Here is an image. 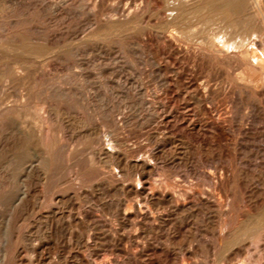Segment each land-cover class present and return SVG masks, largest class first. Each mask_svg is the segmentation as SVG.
I'll use <instances>...</instances> for the list:
<instances>
[{"label": "rangeland", "instance_id": "obj_1", "mask_svg": "<svg viewBox=\"0 0 264 264\" xmlns=\"http://www.w3.org/2000/svg\"><path fill=\"white\" fill-rule=\"evenodd\" d=\"M12 1H14V2H12ZM122 1H124V2H122ZM138 1H140V2H138ZM147 1L148 0H137V2H136V0L134 2H133V0L132 1L131 0H108V1L107 0H101V1L100 0H93V1L92 0H0V5H1L0 8L2 7L0 9V32H2V33H0V42L8 39V37H10V38L13 37L12 39L15 38V40H16V38H17V40L16 41H12L10 38L8 40L12 41L15 44L18 41V39H19V41H20V39L23 40V39H25V36L28 35V34H31V33L35 34L36 33L38 35V33H39V34L47 35L48 38L51 41L55 42V40H56V42H59V44L62 43V44L65 45L66 44V40L65 39H68V37L66 38V35H65L66 31H72V30L81 29V28L87 29V31H91L92 30V32H95V33L98 32V34L107 31L110 26H113V23L110 24L111 22L110 21L108 22V18H107V13L110 12L112 7H116V6L119 7V5H120L121 8L119 7L120 11L116 15V20L118 18L120 19V17H121L120 20L123 21L125 17H124V15H122L124 13H122L121 9H123L127 5V3H129V4L135 3V4H138L140 6V9L137 12L136 17L133 18V20L135 22V24H134L135 25V27H134V32L135 33L131 37L132 40H131V38H127V37L125 38L124 37V38H122L121 43L120 42H118V43L111 42L110 43V41H108V43H105L107 45L106 47H105V45L103 46L102 44H99L97 42H96V45H95V41H94L95 39L93 40L94 43L92 42V40H90L91 42L88 41L89 42L88 45H84L85 47L82 48L83 51H80V53L78 55H73V54L68 53V51H65L60 57H57L55 59H51V60L47 61L45 64H41L39 66V63H35L36 67L34 66V64L30 65L29 69H27L25 74H23L25 76L24 78H22L23 75L21 77L17 76V80H16L12 76H9V77H6L4 79V82L3 81L0 82V83H2L0 85V88H1L0 89V99L2 100V101L0 100V105H1L0 109L3 108V111L0 110V115H1L0 118L2 117L0 120H2V121L4 120L3 125L1 124L2 121H0V129H2V131L0 130V139L2 141H4V143L5 142L8 143V144L5 143L4 144L5 146L4 145H2V146L0 145V148L2 149V150L0 149L1 152H2V153L0 152L1 153L0 157L6 158L8 155H10V153H11V155H17V156L22 155V156H24L27 153V154H30V156L32 158H34V160L36 158V160H35L36 163L39 165V168L40 167L42 168L41 164L43 162L42 160H43V157L46 154V151L52 150L51 157L57 156V158H59V160L61 161L59 164H62V165H60V167L58 169L59 171H57L58 173L55 176L51 177V179L47 183V185L46 184L43 185V187H42L43 188V197L42 198L41 197L38 198L39 195H41L40 192H39L40 191L39 189H41L42 185L38 182L37 174L34 175V178L32 180V187L30 189V192H29V195H28V198H27L28 202H26V205H24L25 208H23L25 210H23V209L21 210L20 207L18 209H15L16 212H15V210H13L11 218L12 219L16 218V219H13V222L14 221L15 222H14V224L12 226H11L10 223H7L5 219L4 220L2 219L5 224L3 222L0 223V239H1L0 240V258L3 255L2 252L4 251V249H6V251L8 252V255H7V258H6L4 264H6V263L7 264H20V263L21 264H41L42 263L43 264L44 259H46V261H52L54 264H60V263L61 264H74V263L77 264L75 262V260L77 261L78 257L82 258V259L89 260L91 255H93V252H97V253H99L101 255H102V253H105V252H117L115 250V248L111 245L112 243L111 242L109 243V241H107V237H106L107 234L105 232L108 228L111 229L110 228L111 226H113V225L115 226L116 225L115 222H114L113 215L110 214V208L109 207L113 206V207H111V212H112V209L115 207V204L118 203L117 201H124L125 199H128V195L126 194V192L124 190L136 178L135 174H138L140 172L139 164H137V163H139V161L141 162V161L146 160V159H147L146 161L148 163V168H149L147 171H148V173L151 175V177L153 179L155 178L157 180V182L164 181V180H166L168 178L173 177L175 174L178 173L179 176H181L180 179H182V178L184 179V181H185V182H183L184 184L188 183V181H189V183L190 182L192 183V187H194L196 185L195 182L197 183V185L194 187L195 189L193 188V189H190V190L205 191V189H206V192L210 193L209 197L212 200V202H217V201L218 202L219 201L222 202V204H223V212L222 213L223 214H221V211L214 204H212V206H209L206 209L205 207L201 206V204L199 202H197L196 203L197 206L194 207L195 209L194 208L190 209L189 203L186 202L185 204L182 205L183 206V211H182L183 213L181 212L180 214H175V215H174V213L171 212V210H170V208H168V206H164L163 207V206L159 205V207H158V205H157V207H156V205L149 204L150 207L152 208L151 210L153 211L154 215L157 216V219H156L157 221L154 220L153 218L152 219L149 218L146 221V223H144L143 228H140V230H138L139 227L134 228V230H133V236H134L133 239L131 241L126 242L124 244V246H126V251L125 252H127V253L123 254L120 257L119 256H115L116 261H115V263H112V264H117V260H118V264H173V263L174 264H178V263L181 264L183 262V259H184V262H186L185 264H230V263L231 264H244V263L245 264H256V263L260 264L261 262H262L261 264H264V223L262 221L264 219V215H263L264 214L263 213L264 212V209H263L264 208V201H263L264 197L261 196V195H264V186L262 187V185H263L262 181H264V174H262L264 172V163L262 164L260 162L258 164H253V163L251 164L249 162L248 163L244 162V164H248L247 168H249L250 170L248 169V171H244V170L239 171L240 170V162H239V160H236L234 162L236 164H234L232 162L233 160H231L230 157L225 154L227 152V149H229L231 151L232 150L234 151L236 145H238V147L244 148L245 145L247 144V142L250 141L249 138L251 136L246 135L245 129L247 130V132H249V131L251 132L256 127L261 126V122H259L258 118H257L258 116L255 115V113L252 111V109L251 108L246 109V108L243 107L245 105L244 97L240 94V91H239L238 88H234L233 87V83H232V80H231L235 73L238 74V72L239 73L241 72V71H238V70L242 69L240 67H244V65L242 63L243 62L242 55L241 54L237 55L239 58L237 56H233L231 58H226V59L224 58L223 59L222 57H217V55H215L214 51L212 50V48L210 46H208L206 44H203V43H198V44L197 43H188L184 39H183V41H185L186 43H184L182 41V39L177 40L176 41L177 44L174 45L175 46L174 49H170L166 45V43H164L165 42V38L163 39L162 36H161V33H160V30H161L160 26L162 25V21L164 19L163 17L165 16V12H166V11H164V10H166V7L164 8V6H165L164 5V1L163 0L158 1L159 2L158 4L156 3V0H153V1L149 0L148 1L149 3ZM161 1H163V2H161ZM123 3L126 4V5L124 6ZM154 3H156L157 5L156 4L154 5ZM148 7H150L151 9L148 8ZM154 8L156 10H154ZM2 9H3V11H2ZM142 9H144V10H142ZM145 10H146L147 13L145 12ZM91 11H93V12H91ZM141 11H143V12H141ZM138 13L143 15V16H138ZM148 13H150V14H148ZM154 13H155V15H154ZM91 14L94 15V16H92ZM95 14L98 15V16L101 15L100 16L101 17V19H100L101 21L98 20L100 17L96 16ZM150 15H152V16H150ZM156 16H157V18H156ZM95 17H97V18L95 19ZM146 17H148V18H146ZM149 19H152V20H149ZM153 19H154V21H153ZM98 21H100L101 23H99ZM126 21H127V19H126ZM88 22H90V23L88 24ZM124 22H125V20H124ZM145 22H147V23H145ZM120 23H122V22H120ZM139 23H142V24L139 25ZM155 23H157V24H155ZM102 24L107 27V30ZM108 24L110 26H108ZM146 24L150 25L149 28H148V26L146 27ZM89 25H90V27H89ZM32 26H35V27H32ZM95 26L97 27V29H96ZM29 28H31V29H29ZM65 28H67V29H65ZM100 28H102V29H100ZM263 28L261 30L262 34H261V38H260V43H261L260 46L262 47V50H264V43H263L264 42V40H263L264 39V29ZM155 29H160V30L158 32V30H155ZM3 30L6 31V32H4ZM155 31H156V34H154ZM3 32H4V34H3ZM7 32H10V33H7ZM58 32H59L60 35L58 34ZM9 34H11V35H9ZM4 35L7 38L4 37ZM58 35L60 36V38H59ZM139 36H140V38H138ZM133 37H135V38H133ZM157 37H159V38H157ZM161 39H163V40H161ZM123 40H125V41H123ZM128 40L130 42H132V43H130ZM153 41H154V45H153ZM126 42L129 43L130 45L127 44ZM150 43H152V44H150ZM160 43H161V45H160ZM178 43H179V46H178ZM189 45L190 46L192 45L191 48L189 47ZM196 45H198V47ZM154 46H155V48L157 50L156 53H155ZM183 46L185 48H183ZM186 46H188V47H186ZM192 47H194V48H192ZM199 47H201L202 49L199 48ZM204 48H205V50H204ZM248 48L251 49V45H248ZM165 49H166V51H165ZM180 50H182V51H180ZM208 50L211 51V52H209ZM177 51H178V53H177ZM206 52H207V54H206ZM212 53H214V54H212ZM1 54L2 53H0V57L3 55V54L2 55ZM196 54H197L198 57L196 56ZM186 55H188V56H186ZM159 56H160V59H159ZM207 56H209V57H207ZM211 56L213 58L210 59ZM204 58H206L207 62L204 61L205 60ZM218 58L221 59L222 61L219 60ZM230 59L233 60V63H232V61ZM210 60L213 61V64H212V62ZM214 60H215V63H214ZM16 61L17 60L13 56H10V55H8V57L6 55L2 56V58H0V73L1 74L2 73L3 74H8L9 71L11 70L10 68H12L13 66H17L18 65V63ZM177 61H178V63L179 62H181V63L178 64V63H176ZM194 61H196V62H194ZM219 61H220V63H219ZM166 62L168 63L167 64L168 67H165V66H167ZM221 62H223V63H221ZM200 63H203V65H201ZM214 64H216L215 65L216 67L213 66ZM218 64H220V65H218ZM79 65H80V67H79ZM205 65H207V66H205ZM234 65H236L237 68H236V66L234 67ZM238 66H240V67H238ZM40 67H41L42 71H40L41 70ZM46 67H48L49 70H47ZM77 67H79V68H77ZM230 67H232L233 69L232 68L230 69ZM31 68H33V69H31ZM220 68H223V70L220 69ZM258 68L259 67H257V69ZM43 69H44V71H43ZM236 69H237V71H236ZM232 70H233V72H232ZM34 72H35V74H34ZM211 73H212V75H211ZM213 73H216V75L213 74ZM223 73H225V74H223ZM226 73H228V76L226 75ZM232 73H233V75H232ZM31 74H32V76H31ZM179 74H180V76H178ZM76 76H78V78ZM183 76H184V78H183ZM15 78H16V76H15ZM29 78H31V79L29 80ZM32 78H33V80H32ZM83 78H85V79H83ZM20 79H21V81L22 80L23 81L19 82ZM27 80L29 82H27ZM75 80H76V82H75ZM105 80H107V81H105ZM8 81L9 82L12 81V82L9 83ZM174 81H175V83H174ZM17 82L19 83V86H20L19 88H18V83ZM55 82H57V83H55ZM8 83H9V85L11 87L8 86ZM21 83H22V85H21ZM60 83L62 84V86H61ZM185 83H187V84H185ZM215 83H216V85H215ZM57 84H60V87L57 86ZM102 84H104V85H102ZM203 84L205 86H207L208 90H205V86ZM3 85L6 86V87L8 86L7 88L4 87V95H2ZM195 85H197V87H195ZM227 85H228V87H227ZM26 86H29V89ZM104 86L106 88H104ZM216 87H218V88H216ZM222 87L224 88L223 91H222ZM231 87H233L234 89L231 88ZM56 88H57V90H56ZM237 89H238V92H237ZM60 90H61V92H60ZM140 90H142V92L143 91L144 92L140 93L141 92ZM213 90H216V91L213 92ZM228 90H231V91H228ZM31 91H32V93H30ZM232 91H234V92H232ZM227 92H230V93H227ZM138 93H140V94H138ZM19 94H20V96H19ZM201 94H202L203 98L201 97ZM230 94L233 95V96H231ZM21 95L23 96V98H22ZM142 95H144L143 96L144 98L142 97ZM218 95H221L222 97L218 96ZM130 96H132V97H130ZM138 96L141 97V98H139ZM224 96H226V97H224ZM80 97L82 98V101H81ZM105 97H107V98H105ZM3 99L5 100V102H4ZM7 99H8V101H7ZM203 99H204V102H203ZM17 100L18 101L20 100V102H18ZM24 100H25V102L27 100V102L25 103ZM243 100H244V102H243ZM153 101H155V102H153ZM233 101H234V103H232ZM237 101L240 102V103L238 104ZM3 102L5 104H3ZM14 102H15V104H14ZM35 102H37L39 105H46L45 111L48 110L47 104H50V103L52 104L53 103L52 106L56 109V112H57V113H53L54 116L51 114L49 116L50 118L47 117L46 120H44L47 123L44 122V126L42 125L43 127H41L40 124H38V126H37V123H40V122L37 121V114H36V111H35L36 109L34 108L35 105L34 106L32 105V103L35 104ZM140 102H141V104H140ZM151 102H153V103H151ZM241 102H242L243 105L241 104ZM27 103H29L30 105H28ZM106 103H107V105H106ZM184 103H185V105H183ZM214 103H215V107H213ZM236 103H237V105H236ZM221 104L223 105V108H222ZM227 104H229V105L227 106ZM103 105L106 108L108 107L107 110H106V108ZM239 105H241L242 107L239 106ZM232 106H234V107H232ZM26 107H28L27 108L28 110L26 109ZM32 107L34 108L33 110H31ZM205 107L206 108L208 107L207 109H209V112L211 111L210 112V116H209V114H205L203 112V108H205ZM210 107H211V110H210ZM14 108H17L20 111H18V110L16 111V109H14ZM99 108H101V110ZM142 108H143L144 112L142 111ZM146 108H147V112H146ZM151 108H153V109L157 108L158 113H159L157 115L161 119L156 115L155 119L153 121H150L151 122V124H150L146 120V115L148 114V111ZM239 108H241L242 111ZM9 109H10V112H9ZM11 110H13V111H11ZM172 110L174 111V113L172 112ZM248 110H249V112H248ZM22 111H24V112H22ZM104 111H105L106 114L104 113ZM113 111H115V112H113ZM177 111H178V113H177ZM198 111H199V113H198ZM220 111H223V112H220ZM228 111H229L230 114L228 113ZM126 112H128V114ZM140 113H142V114H140ZM169 113H172L173 115H175L177 117H178V115H179V117L181 116V119H179V117H178V120L176 122L174 121V123L176 124V125L173 126L174 129L172 128V124H171V126L167 125L168 128H165L164 124L162 125V123H161L163 115H168ZM251 113H253V114H251ZM134 114H136V115H134ZM137 114H138V116H137ZM262 114L264 115V113H262ZM6 115L7 116L10 115V116L7 117ZM20 115H22V116L20 117ZM56 115L58 117H56ZM60 115H61V117H60ZM219 115L228 116L230 122L226 126L227 130L226 129L225 130L228 131L227 135H228L229 138H234L236 140H232L231 141V140L227 139V141H226V138H223L222 135L220 136V133H219V131L217 129L216 130H215V128L213 129V127L208 124V121L211 118L216 120ZM232 115L235 118L239 117V118H236V120H238V121L234 120L233 117H232V119H233L232 120L231 119ZM34 116H36V117H34ZM96 116H98V117H96ZM133 116L135 117L136 121H135ZM80 117L82 119H80ZM102 117H103V119H102ZM108 117H110V118H108ZM123 117H125L124 120H123ZM32 118H33V120H32ZM71 118H73L75 120H77V119L78 120H82L86 124L85 130H89L90 129L89 131H91L94 128H97V129L99 128L98 129L99 134L98 135L92 134L90 136H87L88 138L86 139V137H84L82 135V133H81L82 129L78 128L76 130V129L72 128V123L74 121ZM84 118H85V120H84ZM126 118H128L127 121H125ZM246 118H249V119H246ZM23 119H24V122L26 124H30V126L26 125L24 122H22ZM26 119H27V121H26ZM49 119H50V122H49ZM88 119L89 120L91 119L92 121L91 120L89 121ZM95 119H96V122H95ZM99 119H102V120H99ZM116 119H118V120H116ZM202 119H204V120H202ZM240 119L242 120L243 123L241 122ZM169 120L171 121L172 118H170ZM112 121H113L114 124L111 123ZM157 121H159L160 123L158 122L159 123L158 124ZM245 121H246V124H245ZM18 122H20L19 125H18ZM33 122H34V125H33ZM45 123L48 124V125H46ZM87 123H88V125H87ZM146 123L147 124L149 123L148 125L150 127H148V125ZM105 124H106V126H105ZM109 124H111V125H109ZM177 124H179V127H177L178 126ZM199 124H201V125H199ZM241 124L243 126L245 124V126H244L245 129H243V127H241L242 126ZM24 125H26V126L24 127ZM69 125H70V127H69ZM159 125L162 126V127H160ZM236 125H237V127H236ZM1 126H3V127H1ZM57 126L59 127V129H55ZM122 126H123V128H121ZM8 127L10 128V132H9V129H7ZM175 127H177V128H175ZM35 128L39 132H37L35 130ZM49 128L51 129L52 132L50 131ZM161 128H162V130H161ZM189 128H190V130H189ZM250 128H252V130ZM16 129H17V131H16ZM27 129H29V130H27ZM41 129H43V130H41ZM175 129H178L179 131H176ZM241 129H243L244 131H242ZM58 130H59V132H58ZM73 130H75L76 132L73 131ZM180 130H182V131H180ZM195 130L197 132L198 131L199 132L198 133L194 132ZM4 131L7 134H4L3 133ZM27 131H29V133H32V134L34 133L36 135V136L34 135L36 138L38 137L39 134H41L37 138L38 140L39 139L41 140V141L39 140V142H40L39 144L40 145L39 144L36 145L37 148L35 147V145H29L27 147L23 146V148H22L23 150L22 149H18V148H20L19 141L22 140L21 138L24 137L23 136L24 134L28 133ZM42 131L47 133V134H45V133L42 134ZM110 131H112V132L110 133ZM240 131L245 132V133H242V132L240 133ZM53 132H55V133H53ZM149 132H150V136L148 134ZM153 132H155V133H153ZM210 132H212V133H210ZM229 132H230L231 135L229 134ZM58 133H60L59 136H56V135H58ZM163 133H164L165 139L163 137ZM184 133H185V135H184ZM48 134H50V135H48ZM151 134H153L154 137ZM45 135H46V137H45ZM166 135H168V136H166ZM170 135L172 136V138H171ZM9 136H10V138H8ZM51 136H53V137H51ZM126 136L128 137V139H126ZM93 137H95V138H93ZM97 137L99 139L100 138L103 139V141L101 139H100V141L105 143V144H103L104 147H106L107 149H110V150H112L114 148H115L114 150L117 149L116 151H114V150L113 151L115 153H119L121 156H124V158L126 159L125 160L126 163L124 162L123 164H117V165L115 164L114 165V168H116L115 174L116 173L117 174L114 177L115 180H114V182H113L114 184L112 186L108 185V182H105V181L99 179V177L95 178L96 175H93V174H95L94 173L95 170L97 171V169H99L98 167H100V168L102 167L104 170L105 169L108 170L107 166L110 165L109 164L110 162H107V163L106 162L87 163V161L89 160L87 158H91V157H95L96 158L98 156L97 154H95V152H97L100 149V146L99 147L97 146V145H99L97 143V140H98ZM203 137H205V138H203ZM219 137L222 138V139L220 138L221 142L222 141L224 142V139H225L224 144H223V142L220 143ZM48 138H50V139H48ZM46 139H47V145L45 144L46 143L45 142ZM93 139H95L96 142ZM119 139H121V140H119ZM153 139H156V140H153ZM198 139H199V142H198ZM206 139H207V141H209L208 144H207ZM6 140H8V141H6ZM23 140H24V138H23ZM104 140H107V141L104 142ZM186 140H187V142H186ZM15 141L17 142L18 145L15 144L16 143ZM43 141H44V145H43ZM55 141L57 143H55ZM114 141H115V143H114ZM118 141L119 142L121 141V142L119 143ZM125 141H126L127 146L125 144ZM204 141H206V142H204ZM218 141H219L220 144L218 143ZM87 142L89 143V145L87 144ZM228 142L233 143V145L230 144V143L228 144ZM198 143H199L200 146H198ZM261 143H264V137L262 138ZM138 144L141 145V146H138ZM56 145H58V146H56ZM120 145H124L126 148L127 147L128 148L126 149L124 146L122 147ZM131 145H134V146H131ZM144 145H147V146H144ZM176 145H178V146L176 147ZM185 145H186V147H185ZM7 146H8L9 149L7 148ZM14 147H15V149H14ZM28 147H29V151H28ZM62 147H63V149H62ZM133 147H134V149L137 148V149H135L137 152L133 149ZM138 147L141 148V150ZM147 147H148V149H147ZM231 147H232V149H231ZM42 148H44V149H42ZM68 148L71 149V151L68 150ZM142 148H143V150H142ZM167 148H168V150H167ZM3 149H5V150H3ZM10 149H11V151H10ZM24 150H27V151H24ZM42 150L43 151L45 150V151L43 152ZM123 150H125V151H123ZM126 150H134L132 154H134V153L138 154L139 152L140 153L138 154V156L137 155L135 156V154H134L135 157L134 156L130 157V155H125ZM191 150H192L193 153L191 152ZM3 151H5V152H3ZM38 151H39V153H38ZM184 151H186V152L188 151V152H187L186 156L183 157L182 156L183 153H181V152H184ZM99 152L102 155L105 154V150H99ZM179 152H180V154H179ZM90 153H94V154L89 155ZM147 153H149V154H147ZM157 153H158V155H157ZM191 153L194 154V155L192 156ZM220 153H221V155H220ZM6 154H8V155H6ZM55 154H57V155H55ZM83 155H85V156L83 157ZM195 155L198 156V157H196ZM37 156H39V157H37ZM76 156H78V157H76ZM174 156L176 157V160H174L175 159ZM181 156H182V158H181ZM187 156H188V158H187ZM199 156H202L201 157L202 160H201V158ZM75 157L81 163H82V160L83 161L86 160V159L87 160L84 161L83 164H84L85 167L83 166L84 168H81L77 178L70 179V178H68V176H66L64 174L68 170L67 167L69 168V161L71 159H73V158L75 159ZM132 157H134V158H132ZM171 157H173V158H171ZM194 157H196V158H194ZM210 157H211V159H210ZM78 158H80V159H78ZM157 158H160V159L157 160ZM214 158L215 159L217 158V159L214 160ZM128 159H129V161H128ZM134 159H135V161H134ZM155 159H156V161H154ZM188 159H190L191 163L189 162ZM196 159H197V161H196ZM219 159H220V161H219ZM228 159H230L231 162ZM187 160H188L189 163L187 162ZM198 160H199V162L202 161V164L204 166H206V167L209 166V165H214V161H215V164H218V162H220L221 165L224 164L225 161H226L228 163V166L231 165V167H232L229 176L231 175V176H233V178L230 176L228 181H227V180H225L226 177L223 176L224 180H221L220 176H218L219 175L218 173H217L218 175L216 174L218 177L215 174L209 175V174L204 173L203 171H201V167H200V166H202V164L198 163ZM65 161H66V163H65ZM158 161H161V162H158ZM162 161H163V163H162ZM40 162H41V164H40ZM193 163H195V164L197 163L196 167H195V164H193ZM237 163H238V165H237ZM66 164H68V165L66 166ZM124 164H125V166H124ZM133 164H134V166H133ZM179 164H180V166H179ZM189 164H190V166H189ZM191 164H193V165L191 166ZM225 164H224V166H227V164L226 165ZM241 164L243 165V163H241ZM149 165H151L152 167L149 166ZM184 165L186 167L188 166L189 169L186 168ZM198 165H199V167H198ZM176 166H177V169L175 168ZM249 166H251V167H249ZM130 167H132V168H130ZM184 167L186 169H183ZM118 168H119L120 171L118 170ZM199 168H200V170H199ZM128 169H129V172L127 173ZM171 169L174 170V171H171ZM192 169H194V170H192ZM257 169H259V170H257ZM2 170H4V171H2ZM175 170H178V172L176 171L177 173H175ZM182 170H184V171H182ZM198 170L201 171V173ZM253 170L254 171L257 170V171L254 172ZM0 171H1L0 172V185L2 186L1 188H4V186H5V188L13 189L14 185L15 186H17V184H18V186L22 185L21 181H22L23 177H17L16 180H15L16 182H15L14 180H12L13 178L10 177L12 175L9 174L8 170L0 169ZM185 171L189 175H187V173ZM182 172L183 173L185 172V173L182 174ZM191 172H193V173H191ZM244 172H246L245 173L246 175L244 174ZM259 172H261V173H259ZM125 173H127V175H125ZM167 174H168V176H167ZM196 174H197V177H195ZM236 174H237V176H236ZM159 175H160V177H158ZM163 175H165V176H163ZM200 175H202V176H200ZM206 175H208V176L206 177ZM238 175H239V178H237ZM260 175H261V177H259ZM79 176H82V177L80 178ZM125 176H126V178H123ZM156 176H157V178H156ZM161 176H163V179L160 180ZM208 177H210L211 179L208 178ZM213 177L215 179H217V180H215ZM90 178H92V179H90ZM121 178H122V180H121ZM185 178H187V180ZM230 178H232V179H230ZM81 179H82V182L80 181ZM116 179H119V180L117 181ZM204 179L205 180L206 179L209 180V182L207 180L205 181ZM245 179H246V182L244 183ZM256 179H259V180L257 181ZM123 180L124 181L126 180V183ZM197 180L198 181L200 180L199 182L202 183L201 185L204 184L202 186L203 188H201V185H198L199 182ZM53 181H54V183H53ZM215 181H216V183H215ZM231 181H232V187H231ZM237 181H239V182L237 183ZM14 182H15V184H14ZM104 182H105L106 185L105 184L102 185ZM220 182H222L221 184L223 186L220 185ZM252 182H257V183H252ZM87 183H89V184H87ZM99 183H100V185H99ZM51 184H52V186H51ZM75 184H76V186H75ZM118 184H119V186H118L117 190H114L115 186H117ZM209 184H212L213 186L209 185ZM53 185L54 186L56 185V187L54 188ZM241 185H243L244 187L246 186L247 188H244V190H243L242 189L243 187L241 188ZM204 186L207 187V188H205ZM46 187H47V189H46ZM76 187L78 188L77 190H76ZM198 187H199V189H198ZM210 187H215V188L212 189ZM232 188H234V189H232ZM96 189H98L99 191L97 192ZM108 189H110L111 191L108 190ZM200 189H203V190H200ZM214 189H215V191H213ZM248 189H249V191L250 190L251 191L249 192ZM252 189H253V192H252ZM261 189H263V190H261ZM107 190H108V192H107ZM245 190H247V192H249V193L244 194L246 192ZM257 190H258V192H257ZM216 191H218V192H216ZM225 191H227V192H225ZM243 191H244V193H243ZM46 192H47V194H46ZM81 192H84V193H81ZM106 192H107V195H106ZM217 193H218V195H217ZM212 194H214L213 197H212ZM223 194H226L225 197L223 196ZM71 195L72 196L74 195L73 196L74 198ZM227 195H228V197H226ZM251 195H253V196H251ZM31 196H33V197H31ZM67 196L69 198L71 196L70 200L68 199ZM87 196H88V198H87ZM245 196L247 198H245ZM248 196L250 197L251 200H249ZM102 197H104V198H102ZM110 197H113V198L115 197V199H113V198L111 199ZM215 197H218L219 199L217 198L218 200H215ZM61 198H63V199H61ZM90 198H92V199H90ZM242 198H243V200L245 198L246 202H245V200L243 201L245 204L242 202ZM38 199L41 200V201H39ZM87 199H89L91 201H89V200L87 201ZM256 199H257V201H256ZM30 200H31V202H29ZM110 200L113 203H110L109 202ZM85 202L87 203L88 207H87ZM237 202H238V204H237ZM255 203H256V205H255ZM258 203H259V205H257ZM83 204L86 205L87 208L85 206H83ZM97 204L100 205V206H98ZM37 205H39V206H37ZM74 205H75V207H74ZM252 205L256 206V207H254L256 209V213L258 211L260 212V213L258 212L259 214L257 213L258 215L256 213H255L256 215H254V212H255L254 210L255 209H253ZM3 206L4 205L0 204V208H1L0 211L5 212L6 214H7V212H10L9 210H11L12 207L10 208L8 206V208H7L6 206H4V208H3ZM250 206H252V207H250ZM257 206H259V207H257ZM72 207H74V208H72ZM165 207H166V211H165ZM186 208H187L188 211L186 210ZM199 208L201 210H199ZM244 208H246V209H244ZM247 208L249 210L248 212H247ZM257 208H260V209L258 210ZM7 209H9V210H7ZM158 209L161 210V211H159ZM197 209L199 210V212H198ZM213 209H215V210L217 209L214 212L215 215L213 214V212H210ZM238 209H240V210H238ZM18 210H19V212H18ZM79 210H80V212H79ZM202 210L204 212H202ZM20 211H22L23 213H21ZM52 211L57 212V216L56 217H51L50 216ZM77 211L79 212V214H78ZM92 212H94L95 213L94 215H96V216H94L92 214ZM234 212H236V215L234 214ZM16 213H18V214L16 215ZM207 213L209 214L208 216H207ZM226 213H227V215H226ZM22 214H23V216H22ZM74 214H75V216H74ZM169 214H170V216H168ZM204 214H206V215H204ZM242 214H243V216H242L243 217V221H241L242 220L241 219L242 218L241 217ZM260 214H261V216H260ZM103 215L106 216V217H104ZM210 215H211L212 218L211 217L209 218ZM237 215L240 216V217H238ZM252 215H253V217H252ZM44 216H46L47 218L44 217ZM58 216L61 219H59ZM111 217H112V219H111ZM258 217H259V222L257 221ZM45 218L49 222L47 220H45ZM101 218H102V220H101ZM19 219H21V220H19ZM224 219H226L227 222ZM244 219H245V221H248V222H244ZM253 219H254V222L252 221ZM204 220L207 223H205ZM207 220H209V221H207ZM102 221L104 222V224H103ZM169 221H171V222H169ZM210 221H211L212 224L210 223ZM214 222H216V223H214ZM233 222H235V224ZM246 223H248V224H246ZM17 224H19V227H18ZM94 224H95V226H94ZM91 225H93V226H91ZM105 225H107V226L105 227ZM215 225H216V227H215ZM1 226L3 227V229L1 228ZM102 226H104V227L102 228ZM190 226H192V227H190ZM17 227H18V229H17ZM155 227L157 229H155ZM210 227L213 228V229H211ZM246 227H248V228H246ZM216 228H217L216 231L218 233L215 231ZM7 229H9V230H7ZM56 229H57V231H56ZM95 229H97V230H95ZM218 229H220V230H218ZM227 229L230 231V233H228ZM238 229L241 230V231L239 232ZM246 229H247V232H246ZM249 229L250 230L252 229V231H250ZM83 230H85V231H83ZM151 230L153 232H151ZM221 230H222L223 233L221 232ZM243 230H245V232H243ZM93 231H94V233H93ZM13 232L16 235L14 234V237L10 238L9 236ZM98 232H99V234H98ZM1 233H2V235H1ZM134 233H136V234H134ZM220 233H221V235H220ZM26 234L28 235L27 237L30 240L29 239H27V240L24 239ZM92 234H93V236H92ZM140 234H142V235H140ZM215 234H216V236H215ZM230 234L232 235L231 237H230ZM243 234H244V237L242 236ZM135 235H137L138 237L135 236ZM144 235L147 238H145ZM76 236H77V238H76ZM140 236H142V237L144 236V237L142 238ZM170 236L173 237V240H175L176 243H175V241L171 240L172 237H170ZM226 236H227V238H226ZM241 236L244 238V241H243V238ZM260 236H261V238H260ZM237 237H240L242 239L237 238ZM138 238L140 240H138ZM188 238H189V240H188ZM190 238L192 239V241H191ZM229 238L230 239L232 238V239L229 240ZM235 238H237L236 239L237 242H236ZM262 238H263V240H262ZM178 239L180 241H178ZM233 239H234V241H233ZM134 240H135V242H134ZM141 240H142L143 243L140 242ZM27 241H28L29 244H27ZM219 241H220V243H219ZM229 241H230V243H228ZM30 242H31V244H30ZM87 242H88V245H87ZM187 242H188V244H187ZM235 242L236 243L239 242V243L236 244ZM240 242L242 244L243 243L246 244L245 248H244V244L241 247V243ZM41 243L42 244L45 243L43 248L40 249V250H37L36 246L40 245ZM247 243H248V245H247ZM127 244L130 245V246H128ZM7 245H9V246L7 247ZM99 245H100V247H99ZM186 245H189V246H186ZM102 246H104V247H102ZM110 246H111V248H110ZM228 246H230V247H228ZM232 246H235L236 250H235V247H232ZM87 247H88V249H87ZM129 247L131 249H129ZM187 247H189V248H187ZM81 248H82V251H81ZM232 248L234 249L233 251H232ZM240 248L242 249L241 251H240ZM102 249H104V250H102ZM110 249H111V251H110ZM100 251H102V252H100ZM247 251H249V253ZM38 252H43V254L40 255ZM48 253H49V255H48ZM55 254H57V255H55ZM191 254H194V255L192 256ZM124 255L125 256L127 255L128 258H127V256L125 257ZM61 256L63 258H61ZM179 256H180V258H179ZM22 257H23V259H22ZM176 257L179 260H177ZM186 257H187V259H186ZM10 258L11 259L13 258V259L11 260ZM42 258H44V259L41 260ZM120 258H122V259H120ZM188 258L192 259L193 262L190 260L192 262V263H190ZM7 259H9V260L7 261ZM73 259H74V261H73ZM119 259L122 260V261H120ZM62 262H64V263H62ZM103 264H105V263H103ZM106 264H110V263H106Z\"/></svg>", "mask_w": 264, "mask_h": 264}, {"label": "bare ground", "instance_id": "obj_2", "mask_svg": "<svg viewBox=\"0 0 264 264\" xmlns=\"http://www.w3.org/2000/svg\"><path fill=\"white\" fill-rule=\"evenodd\" d=\"M93 1V0H92ZM101 1V0H100ZM108 1V0H107ZM132 1V0H131ZM135 0H133V2H134ZM149 1V0H148ZM147 1V2H148ZM153 1V0H152ZM158 1H160V0H156V3L158 4L159 2ZM164 1V8L166 7V10H164V11H166L165 12V16L163 17L164 19H163V21H162V25L160 26V28H161V30L160 29H155V30H158V32H159V30H160V33H161V36H162V38L164 39L165 38V42L164 43H166V45L170 48V49H174V45L175 44H177V40H180V39H182V41H183V39L186 41V42H188V43H203V44H206V45H208V46H210L211 48H212V50L214 51V53H215V55H217V57H222L223 59L225 58H231V57H233V56H237V55H242V60H243V65H244V67H240V66H238V67H240V68H242L241 70H238V71H241L240 73L238 72V74H236L235 72V74L233 75V73H232V75H233V78L231 79L232 80V83H233V87L234 88H238L239 89V91H240V94L244 97V100H245V105L243 106L244 108H246V109H248V108H251L252 109V111L255 113V115L256 116H258L257 118H258V121L259 122H261V126H259V127H256L253 131H249V132H247V130L244 128V126H245V124H246V121H245V124H244V126L242 125L241 127H243V129H245V131H246V135H249V136H251L250 138H249V142H247V144L245 145V147L244 148H242V147H238V145H236L235 146V152L232 150H229V149H227V152L225 153L227 156H229L230 157V159L231 160H233L232 162L234 163L236 160H239V162H240V170L239 171H241V170H244V171H248V169L249 168H247V166H248V164H244V162L245 163H253V164H258V163H264V143H261V141H262V138L264 137V115L262 114V113H264L263 111H264V50H262V47L260 46L261 45V43H260V38H261V30H262V28L264 27V0H163ZM163 1H161V2H163ZM12 2H14V1H12ZM17 2V1H16ZM106 2V1H105ZM122 2H124V1H122ZM129 2V1H128ZM136 2H137V0H136ZM138 2H140V1H138ZM142 2V1H141ZM145 2V1H144ZM9 3V2H8ZM91 3V2H90ZM126 3V2H125ZM132 3V2H131ZM149 3V2H148ZM147 3V4H148ZM156 3H154V5L156 4ZM100 4V3H99ZM114 4V3H113ZM124 4V3H123ZM140 4V3H139ZM151 4V3H150ZM156 4V5H157ZM57 5V4H56ZM95 5V4H94ZM106 5V4H105ZM126 4H124V6H125ZM1 6V5H0ZM31 6V5H30ZM122 6V5H121ZM143 6V5H142ZM148 6V5H147ZM146 6V7H147ZM150 6V5H149ZM5 7V6H4ZM61 7V6H60ZM119 7H120V5H119ZM119 7H112V9L110 10V12H108L107 13V18H108V22L110 21L111 23L110 24H112L113 23V26H110L109 24H108V26H110L109 27V29L107 30V27L106 26H104L103 24V26L106 28V30L107 31H105V32H103V33H100V34H98V32L97 33H95V32H92V30L91 31H87V29H84V28H81V29H76V30H72V31H66L65 32V35H66V38L68 37V39H65L66 40V44L64 45V44H59V42H56V40H55V42L54 41H51L49 38H48V36L47 35H43V34H39L38 33V35L35 33H31V34H28V35H26L25 36V39H23V40H21L20 39V41H19V39H18V41L16 42V44L15 43H13L12 41H16L17 40V38H16V40H15V38L14 39H12L13 37H8V39L10 38L12 41H10V40H8V39H6V40H4V41H2V42H0V53H2L1 55L2 56H7L8 57V55H10V56H13L17 61V63H18V65L17 66H13L12 68H10L11 70L9 71V73L8 74H1L0 75V82H4V79L6 78V77H9V76H12L14 79H16L17 80V76H22L23 74H25V72L27 71V69H29V67H30V65H33L34 64V66H35V63H39V66L41 65V64H45L47 61H49V60H51V59H55V58H57V57H60L65 51H68V53H70V54H73V55H78L79 53H80V51H83V49L82 48H84L85 46L84 45H88V41H90V40H92V42H93V40L95 41V45H96V42L97 43H99V44H102L103 46L105 45V47L107 46L105 43H108V41H110V43L111 42H115V43H118V42H120L121 43V40H122V38H131L132 37V35H134V27H135V22H134V20H133V18L134 17H136V14H137V12L139 11V9H140V6L138 5V4H135V3H132V4H129V3H127V5L123 8V9H121V11H122V13H124V14H122V15H124V17L127 19V21H126V19L124 18V20H125V22H124V20L123 21H121L120 19H121V17H120V19L117 21L116 20V15L119 13ZM156 7V6H155ZM2 8V7H1ZM0 8V9H1ZM93 8V7H92ZM102 8V7H101ZM105 8V7H104ZM108 8V7H107ZM121 8V7H120ZM148 8H150V7H148ZM163 8V7H162ZM61 9V8H60ZM151 9V8H150ZM106 10V9H105ZM142 10H144V9H142ZM154 10H156L155 8H154ZM153 10V11H154ZM2 11H3V9H2ZM18 11V10H17ZM101 11V10H100ZM91 12H93V11H91ZM95 12V11H94ZM99 12V11H98ZM141 12H143V11H141ZM145 12H146V10H145ZM144 12V13H145ZM18 13V12H17ZM62 13V12H61ZM106 13V12H105ZM147 13V12H146ZM163 13V12H162ZM161 13V14H162ZM28 14V13H27ZM148 14H150V13H148ZM158 14V13H157ZM92 15V14H91ZM96 15V14H95ZM120 15V14H119ZM154 15H155V13H154ZM92 16H94V15H92ZM96 16H98V15H96ZM101 16V15H100ZM100 16H98V17H100ZM138 16H143V15H141V14H139L138 13ZM150 16H152V15H150ZM8 17V16H7ZM22 17V16H21ZM97 17H95V19H96ZM132 18V19H131ZM146 18H148V17H146ZM150 18V17H149ZM154 18V17H153ZM156 18H157V16H156ZM161 18V17H160ZM93 19V18H92ZM101 19V17L98 19V20H100ZM103 20V19H102ZM147 20V19H146ZM149 20H152V19H149ZM101 21V20H100ZM100 21H98L99 23H101ZM116 21V22H115ZM139 21V20H138ZM137 21V22H138ZM148 21V20H147ZM153 21H154V19H153ZM21 22V21H20ZM93 22V21H92ZM95 22V21H94ZM104 22V21H103ZM119 22V23H118ZM120 22H122V23H120ZM160 22V21H159ZM66 23V22H65ZM90 22H88V24H89ZM97 23V22H96ZM145 23H147V22H145ZM150 23V22H149ZM158 23V22H157ZM157 23H155V24H157ZM142 23H139V25H141ZM92 25V24H91ZM100 25V24H99ZM154 25V24H153ZM97 26V25H96ZM95 26V27H96ZM148 26V28H149V26L150 25H147L146 24V27ZM155 26V25H154ZM157 26V25H156ZM32 27H35V26H32ZM81 27V26H80ZM89 27H90V25H89ZM88 27V28H89ZM98 27V26H97ZM97 27H96V29H97ZM102 27V26H101ZM103 27V28H104ZM142 27V26H141ZM262 27V28H261ZM8 28V27H7ZM99 28V27H98ZM143 28V27H142ZM29 29H31V28H29ZM65 29H67V28H65ZM100 29H102V28H100ZM147 29V28H146ZM264 29V28H263ZM105 30V29H104ZM150 30V29H149ZM154 30V29H153ZM4 31V30H3ZM65 31V30H64ZM102 31V30H101ZM138 31V30H137ZM140 31V30H139ZM146 31V30H145ZM4 32H6V31H4ZM4 32H3V34H4ZM44 32V31H43ZM144 32V31H143ZM148 32V31H147ZM0 33H2V32H0ZM7 33H10V32H7ZM47 33V32H46ZM154 33V32H153ZM50 34V33H49ZM57 34V33H56ZM58 34H59V32H58ZM63 34V33H62ZM154 34H156V31H155V33ZM6 35V34H5ZM4 35V37H6ZM9 35H11V34H9ZM55 35V34H54ZM60 35V34H59ZM58 35V36H59ZM144 35V34H143ZM153 35V34H152ZM52 36V35H51ZM151 36V35H150ZM263 36V35H262ZM17 37V36H16ZM137 37V36H136ZM148 37V36H147ZM146 37V38H147ZM7 38V37H6ZM59 38H60V36H59ZM63 38V37H62ZM133 38H135V37H133ZM138 38H140V36L138 37ZM157 38H159V37H157ZM161 38V37H160ZM142 39V38H141ZM163 39H161V40H163ZM127 40V39H126ZM130 40V39H129ZM128 40V41H129ZM131 40H132V38H131ZM130 40V41H131ZM137 40V39H136ZM149 40V39H148ZM155 40V39H154ZM157 40V39H156ZM160 40V41H161ZM264 40V39H263ZM123 41H125V40H123ZM129 41V42H130ZM134 41V40H133ZM144 41V40H143ZM150 41V40H149ZM152 41V40H151ZM185 41H183L184 43H186ZM262 41V40H261ZM91 42V41H90ZM138 42V41H137ZM141 42V41H140ZM162 42V41H161ZM94 43V42H93ZM123 43V42H122ZM127 43V42H126ZM130 43H132V42H130ZM157 43V42H156ZM183 43V44H184ZM264 43V42H263ZM127 44H129V43H127ZM150 44H152V43H150ZM149 44V45H150ZM181 44V43H180ZM109 45V44H108ZM130 45V44H129ZM153 45H154V41H153ZM160 45H161V43H160ZM248 45H251V49L250 48H248ZM99 46V45H98ZM178 46H179V43H178ZM192 46V45H191ZM191 46L189 45V47L191 48ZM197 47H198V45H196ZM102 47V46H101ZM104 47V48H105ZM186 47H188V46H186ZM195 47V46H194ZM194 47H192V48H194ZM205 47V46H204ZM183 48H185L184 46H183ZM199 48H201V47H199ZM117 49V48H116ZM154 49H155V53H156V48H155V46H154ZM153 49V50H154ZM163 49V48H162ZM202 49V48H201ZM177 50V49H176ZM183 50V49H182ZM182 50H180V51H182ZM188 50V49H187ZM191 50V49H190ZM198 50V49H197ZM204 50H205V48H204ZM165 51H166V49H165ZM184 51V50H183ZM207 51V50H206ZM209 51V50H208ZM162 52V51H161ZM191 52V51H190ZM209 52H211V51H209ZM177 53H178V51H177ZM214 53H212V54H214ZM118 54V53H117ZM158 54V53H157ZM180 54V53H179ZM178 54V55H179ZM190 54V53H189ZM206 54H207V52H206ZM211 54V55H212ZM195 55V54H194ZM2 56L0 57V58H2ZM71 56V55H70ZM157 56V55H156ZM163 56V55H162ZM181 56V55H180ZM186 56H188V55H186ZM196 56H197V54H196ZM206 56V55H205ZM214 56V55H213ZM74 57V56H73ZM168 57V56H167ZM166 57V58H167ZM198 57V56H197ZM201 57V56H200ZM207 57H209V56H207ZM238 57V56H237ZM236 57V58H237ZM162 58V57H161ZM185 58V57H184ZM193 58V57H192ZM211 58H213L212 56L210 57V59ZM239 58V57H238ZM159 59H160V56H159ZM182 59V58H181ZM205 60L204 61H206V58H204ZM219 59V58H218ZM156 60V59H155ZM174 60V59H173ZM184 60V59H183ZM197 60V59H196ZM216 60V59H215ZM215 60H214V63H215ZM219 60H221V59H219ZM231 60V59H230ZM240 60V59H239ZM238 60V61H239ZM191 61V60H190ZM189 61V62H190ZM203 61V60H202ZM211 62H212V64H213V61L212 60H210ZM209 61V62H210ZM222 61V60H221ZM227 61V60H226ZM229 61V60H228ZM232 61V63H233V60H231ZM7 62V61H6ZM175 62V61H174ZM194 62H196V61H194ZM201 62V61H200ZM207 62V61H206ZM205 62V63H206ZM217 62V61H216ZM224 62V61H223ZM223 62H221V63H223ZM176 63H178V61L176 62ZM179 63H181V62H179ZM178 63V64H179ZM204 63V64H205ZM219 63H220V61H219ZM225 63V62H224ZM228 63V62H227ZM157 64V63H156ZM168 63L166 62V65H167ZM177 64V65H178ZM201 65H203V63H200ZM236 64V63H235ZM37 65V64H36ZM81 65V64H80ZM80 65H79V67H80ZM155 65V64H154ZM191 65V64H190ZM200 65V66H201ZM210 65V64H209ZM216 64H214L213 66H215ZM218 65H220V64H218ZM231 65V64H230ZM239 65V64H238ZM242 65V66H243ZM51 66V65H50ZM76 66V65H75ZM181 66V65H180ZM205 66H207V65H205ZM212 66V67H213ZM229 66V65H228ZM236 65H234V67H235ZM36 67V66H35ZM79 67H77V68H79ZM162 67V66H161ZM165 67H168V65L167 66H165ZM216 67V66H215ZM221 67V66H220ZM257 67H259L258 69H257ZM47 68V70H49L48 69V67H46ZM82 68V67H81ZM205 68V67H204ZM214 68V67H213ZM228 68V67H227ZM232 67H230V69H231ZM236 68H237V66H236ZM31 69H33V68H31ZM35 69V68H34ZM37 69V68H36ZM40 69H41V67H40ZM95 69V68H94ZM215 69V68H214ZM220 69H222L223 70V68H220ZM233 69V68H232ZM235 69V68H234ZM83 70V69H82ZM212 70V69H211ZM243 70V71H242ZM40 71H42V69L40 70ZM43 71H44V69H43ZM81 71V70H80ZM186 71V70H185ZM231 71V70H230ZM236 71H237V69H236ZM79 72V71H78ZM82 72V71H81ZM206 72V71H205ZM232 72H233V70H232ZM32 73V72H31ZM74 73V72H73ZM80 73V72H79ZM179 73V72H178ZM34 74H35V72H34ZM82 74V73H81ZM183 74V73H182ZM213 74H215L216 75V73H213ZM223 74H225V73H223ZM211 75H212V73H211ZM218 75V74H217ZM226 75L228 76V73H226ZM15 76H16V78H15ZM27 76V75H26ZM29 76V75H28ZM31 76H32V74H31ZM178 76H180V74L178 75ZM25 76L23 75L22 76V78H24ZM77 78H78V76H76ZM80 77V76H79ZM82 77V76H81ZM114 77V76H113ZM199 77V76H198ZM226 77V76H225ZM224 77V78H225ZM232 77V76H231ZM183 78H184V76H183ZM218 78V77H217ZM28 79V78H27ZM31 78H29V80H30ZM83 79H85V78H83ZM169 79V78H168ZM198 79V78H197ZM214 79V78H213ZM212 79V80H213ZM227 79V78H226ZM32 80H33V78H32ZM170 80V79H169ZM168 80V81H169ZM172 80V79H171ZM21 81V79L19 80V82ZM23 81V80H22ZM21 81V82H22ZM105 81H107V80H105ZM182 81V80H181ZM211 81V80H210ZM9 82V81H8ZM10 82H12V81H10ZM9 82V83H10ZM27 82H29L28 80H27ZM58 82V81H57ZM57 82H55V83H57ZM75 82H76V80H75ZM79 82V81H78ZM100 82V81H99ZM184 82V81H183ZM9 83H8V86H10L9 85ZM18 83V82H17ZM82 83V82H81ZM107 83V82H106ZM174 83H175V81H174ZM223 83V82H222ZM226 83V82H225ZM2 83H0V85H1ZM5 84V83H4ZM61 84V83H60ZM60 84H57V86H59L60 87ZM77 84V83H76ZM185 84H187V83H185ZM196 84V83H195ZM206 84V83H205ZM218 84V83H217ZM21 85H22V83H21ZM31 85V84H30ZM102 85H104V84H102ZM199 85V84H198ZM204 85V84H203ZM215 85H216V83H215ZM219 85V84H218ZM7 86V87H8ZM56 86V87H57ZM61 86H62V84H61ZM180 86V85H179ZM187 86V85H186ZM185 86V87H186ZM205 86V85H204ZM203 86V87H204ZM213 86V85H212ZM224 86V85H223ZM232 86V85H231ZM4 87H6V86H4L3 85V92H2V95H4ZM6 87V88H7ZM11 87V86H10ZM20 86H19V83H18V88H19ZM26 87H28V89H29V86H26ZM190 87V86H189ZM195 87H197V85H195ZM220 87V86H219ZM227 87H228V85H227ZM230 87V86H229ZM233 87H231V88H233ZM58 88V87H57ZM57 88H56V90H57ZM101 88V87H100ZM104 88H106L105 86H104ZM139 88V87H138ZM141 88V87H140ZM166 88V87H165ZM192 88V87H191ZM211 88V87H210ZM216 88H218V87H216ZM233 88V89H234ZM1 89V88H0ZM23 89V88H22ZM71 89V88H70ZM199 89V88H198ZM212 89V88H211ZM223 87H222V91H223ZM228 89V88H227ZM226 89V90H227ZM238 89H237V92H238ZM64 90V89H63ZM189 90V89H188ZM204 90V89H203ZM205 90H208V88H207V86H205ZM220 90V89H219ZM236 90V89H235ZM20 91V90H19ZM141 92L140 93H143L142 92V90H140ZM200 91V90H199ZM216 90H213V92H215ZM221 91V90H220ZM228 91H231V90H228ZM38 92V91H37ZM60 92H61V90H60ZM64 92V91H63ZM192 92V91H191ZM195 92V91H194ZM205 92V91H204ZM212 92V91H211ZM232 92H234V91H232ZM30 93H32V91L30 92ZM140 93H138V94H140ZM190 93V92H189ZM218 93V92H217ZM227 93H230V92H227ZM105 94V93H104ZM192 94V93H191ZM199 94V93H198ZM216 94V93H215ZM236 94V93H235ZM238 94V93H237ZM137 95V94H136ZM135 95V96H136ZM226 95V94H225ZM231 95V94H230ZM8 96V95H7ZM19 96H20V94H19ZM22 96V95H21ZM106 96V95H105ZM144 95H142V97H143ZM157 96V95H156ZM162 96V95H161ZM160 96V97H161ZM183 96V95H182ZM188 96V95H187ZM218 96H221V95H218ZM227 96V95H226ZM226 96H224V97H226ZM231 96H233V95H231ZM236 96V95H235ZM9 97V96H8ZM25 97V96H24ZM130 97H132V96H130ZM134 97V96H133ZM139 97V96H138ZM159 97V96H158ZM181 97V96H180ZM201 97H202V94H201ZM222 97V96H221ZM220 97V98H221ZM230 97V96H229ZM2 98V97H1ZM7 98V97H6ZM20 98V97H19ZM22 98H23V96H22ZM27 98V97H26ZM81 98V97H80ZM105 98H107V97H105ZM139 98H141V97H139ZM144 98V97H143ZM149 98V97H148ZM157 98V97H156ZM183 98V97H182ZM189 98V97H188ZM203 98V97H202ZM215 98V97H214ZM231 98V97H230ZM229 98V99H230ZM236 98V97H235ZM239 98V97H238ZM25 99V98H24ZM133 99V98H132ZM136 99V98H135ZM177 99V98H176ZM194 99V98H193ZM205 99V98H204ZM204 99H203V102H204ZM1 100V99H0ZM4 100V99H3ZM47 100V99H46ZM145 100V99H144ZM152 100V99H151ZM163 100V99H162ZM244 100H243V102H244ZM2 101V100H1ZM7 101H8V99H7ZM10 101V100H9ZM12 101V100H11ZM18 101V100H17ZM16 101V102H17ZM81 101H82V98H81ZM86 101V100H85ZM139 101V100H138ZM148 101V100H147ZM223 101V100H222ZM241 101V100H240ZM4 102H5V100H4ZM3 102V104H5ZM18 102H20V100L18 101ZM24 102H25V100H24ZM26 102H27V100H26ZM25 102V103H26ZM39 102V101H38ZM106 102V101H105ZM144 102V101H143ZM153 102H155V101H153ZM153 102H151V103H153ZM184 102V101H183ZM202 102V103H203ZM220 102V101H219ZM230 102V101H229ZM238 102V101H237ZM2 103V102H1ZM23 103V102H22ZM37 102H35V104H33L32 103V105L34 106V108L36 109L35 111H36V114H37V121L38 122H40V123H37L36 121V123H37V126H38V124H40V126L41 127H43L44 126V122H46V121H44V120H46V118L47 117H49L51 114L53 115V113H57L56 112V109L52 106L53 105V103L50 105V104H47V108H48V110L47 111H45V107H46V105H39L38 103L36 104ZM49 103V102H48ZM77 103V102H76ZM79 103V102H78ZM138 103V102H137ZM209 103V102H208ZM218 103V102H217ZM232 103H234V101L232 102ZM240 102H238V104H239ZM10 104V103H9ZM14 104H15V102H14ZM19 104V103H18ZM21 104V103H20ZM28 105H30L29 103H27ZM127 104V103H126ZM140 104H141V102H140ZM150 104V103H149ZM173 104V103H172ZM171 104V105H172ZM220 104V103H219ZM241 104H242V102H241ZM11 105V104H10ZM22 105V104H21ZM106 105H107V103H106ZM152 105V104H151ZM161 105V104H160ZM183 105H185V103L183 104ZM188 105V104H187ZM222 105V104H221ZM229 104H227V106H228ZM236 105H237V103H236ZM235 105V106H236ZM243 105V104H242ZM1 106V105H0ZM6 106V105H5ZM8 106V105H7ZM19 106V105H18ZM104 106V105H103ZM139 106V105H138ZM204 106V105H203ZM239 106H241V105H239ZM238 106V107H239ZM4 107V106H3ZM21 107V106H20ZM31 107V106H30ZM105 107V106H104ZM121 107V106H120ZM140 107V106H139ZM159 107V106H158ZM187 107V106H186ZM202 107V106H201ZM213 107H215V103H214V106ZM212 107V108H213ZM218 107V106H217ZM232 107H234V106H232ZM237 107V108H238ZM242 107V106H241ZM7 108V107H6ZM28 107H26V109H27ZM33 107H32V109L31 110H33L34 109ZM106 108V107H105ZM108 108V107H107ZM107 108H106V110H107ZM110 108V107H109ZM144 108V107H143ZM143 108H142V111L144 112V110H143ZM149 108V107H148ZM161 108V107H160ZM169 108V107H168ZM167 108V109H168ZM194 108V107H193ZM192 108V109H193ZM197 108V107H196ZM208 108V107H207ZM206 107L205 108H203V112L205 113V114H209V116H210V112H209V109H207ZM222 108H223V105H222ZM225 108V107H224ZM230 108V107H229ZM5 109V108H4ZM14 109H16V111L18 110V111H20L19 109H17V108H14ZM58 109V108H57ZM100 110H101V108H99ZM112 109V108H111ZM235 109V108H234ZM240 110H241V108H239ZM0 110H2L3 111V108H1ZM6 110V109H5ZM28 110V109H27ZM59 110V109H58ZM109 110V109H108ZM162 110V109H161ZM174 110V109H173ZM172 110V112L174 113V111ZM210 110H211V107H210ZM227 110V109H226ZM1 111V112H2ZM8 111V110H7ZM11 111H13V110H11ZM25 111V110H24ZM24 111H22V112H24ZM98 111V110H97ZM167 111V110H166ZM189 111V110H188ZM213 111V110H212ZM231 111V110H230ZM233 111V110H232ZM242 111V110H241ZM9 112H10V109H9ZM28 112V111H27ZM61 112V111H60ZM113 112H115V111H113ZM112 112V113H113ZM146 112H147V108H146ZM187 112V111H186ZM220 112H223V111H220ZM240 112V111H239ZM248 112H249V110H248ZM16 113V112H15ZM98 113V112H97ZM104 113H105V111H104ZM127 114H128V112H126ZM134 113V112H133ZM177 113H178V111H177ZM192 113V112H191ZM198 113H199V111H198ZM228 113H229V111H228ZM242 113V112H241ZM13 114V113H12ZM61 114V113H60ZM100 114V113H99ZM106 114V113H105ZM140 114H142V113H140ZM146 114V113H145ZM157 114H159L158 113V110H157V108L156 109H153V108H151L149 111H148V114L146 115V120L151 124V122L150 121H153L154 119H155V116L157 115ZM165 114V113H164ZM176 114V113H175ZM225 114V113H224ZM230 114V113H229ZM243 114V113H242ZM251 114H253V113H251ZM24 115V114H23ZM28 115V114H27ZM31 115V114H30ZM33 115V114H32ZM97 115V114H96ZM101 115V114H100ZM109 115V114H108ZM111 115V114H110ZM114 115V114H113ZM122 115V114H121ZM126 115V114H125ZM124 115V116H125ZM130 115V114H129ZM134 115H136V114H134ZM144 115V114H143ZM178 115V114H177ZM201 115V114H200ZM212 115V114H211ZM245 115V114H244ZM263 115V116H262ZM1 116V115H0ZM3 116V115H2ZM7 116V115H6ZM10 116V115H9ZM9 116H7V117H9ZM22 115H20V117H21ZM54 116V115H53ZM107 116V115H106ZM137 116H138V114H137ZM136 116V117H137ZM158 116V115H157ZM190 116V115H189ZM193 116V115H192ZM238 116V115H237ZM247 116V115H246ZM12 117V116H11ZM14 117V116H13ZM34 117H36V116H34ZM33 117V118H34ZM52 117V116H51ZM56 117H58L57 115H56ZM60 117H61V115H60ZM96 117H98V116H96ZM95 117V118H96ZM105 117V116H104ZM112 117V116H111ZM115 117V116H114ZM128 117V116H127ZM134 117V116H133ZM145 117V116H144ZM159 117V116H158ZM178 117H179V115H178ZM178 117L177 116H175V115H173L172 113H169L168 115H163V118H162V121H161V123H162V125L164 124V126H165V128H168L167 127V125H170L171 126V124H172V128H173V126L174 125H176L175 123H174V121L176 122L177 120H178ZM232 117H233V115L231 116V119H232ZM244 117V116H243ZM248 117V116H247ZM2 118V117H1ZM0 118V119H1ZM28 118V117H27ZM33 118H32V120H33ZM50 118V117H49ZM75 118V117H74ZM79 118V117H78ZM100 118V117H99ZM108 118H110V117H108ZM124 118L125 117H123V120H124ZM132 118V117H131ZM160 118V117H159ZM170 118H172V120L170 121L169 119ZM192 118V117H191ZM194 118V117H193ZM234 118V120H236V118H239V117H233ZM10 119V118H9ZM36 119V118H35ZM71 119H73V118H71ZM80 119H82L81 117H80ZM102 119H103V117H102ZM102 119H99V120H102ZM127 119L128 118H126V120L125 121H127ZM134 119H135V117H134ZM161 119V118H160ZM179 119H181V116L179 117ZM183 119V118H182ZM199 119V118H198ZM246 119H249V118H246ZM30 120V119H29ZM56 120V119H55ZM84 120H85V118H84ZM89 120V119H88ZM91 120V119H90ZM89 120V121H90ZM94 120V119H93ZM105 120V119H104ZM112 120V119H111ZM116 120H118V119H116ZM144 120V119H143ZM158 120V119H157ZM202 120H204V119H202ZM233 120V119H232ZM241 120V119H240ZM239 120V121H240ZM0 121H2V120H0ZM7 121V120H6ZM11 121V120H10ZM26 121H27V119H26ZM73 123H72V128H74V129H78V128H80V129H82L81 130V133H82V135L84 136V137H86V139L88 138L87 136H90V135H92V134H96V135H98L99 134V131H98V129L97 128H94L93 130H91V131H89V130H85V127H86V124L82 121V120H75V119H73ZM92 121V120H91ZM106 121V120H105ZM135 121H136V119H135ZM138 121V120H137ZM189 121V120H188ZM236 121H238V120H236ZM248 121V120H247ZM253 121V120H252ZM9 122V121H8ZM22 122H24V119H23V121ZM49 122H50V119H49ZM52 122V121H51ZM71 122V121H70ZM95 122H96V119H95ZM159 121H157V123H158ZM180 122V121H179ZM187 122V121H186ZM200 122V121H199ZM203 122V121H202ZM229 122H230V120H229V118H228V116H223V115H219L218 116V118L216 119V120H214V119H210L209 121H208V124L210 125V126H212L213 127V129L215 128V130L217 129L218 131H219V133H220V136L222 135V137L223 138H226V141H227V139L228 140H236V139H234V138H229L228 137V131H226L227 129H226V126L229 124ZM233 122V121H232ZM241 122H242V120H241ZM240 122V123H241ZM257 122V121H256ZM3 123H4V120L1 122V124L3 125ZM19 123L20 122H18V125H19ZM25 123V122H24ZM23 123V124H24ZM35 123V124H36ZM47 123V122H46ZM45 123V124H46ZM91 123V122H90ZM99 123V122H98ZM102 123V122H101ZM111 123H113V121L111 122ZM136 123V122H135ZM142 123V122H141ZM145 123V122H144ZM148 123V124H149ZM160 123V122H159ZM158 123V124H159ZM201 123V122H200ZM204 123V122H203ZM237 123V122H236ZM243 123V122H242ZM26 124V123H25ZM51 124V123H50ZM68 124V123H67ZM66 124V125H67ZM114 124V123H113ZM112 124V125H113ZM119 124V123H118ZM130 124V123H129ZM140 124V123H139ZM147 124V123H146ZM147 124V125H148ZM183 124V123H182ZM186 124V123H185ZM238 124V123H237ZM9 125V124H8ZM26 125H29L30 126V124H26ZM26 125H24V127L26 126ZM33 125H34V122H33ZM43 125V126H42ZM46 125H48V124H46ZM87 125H88V123H87ZM97 125V124H96ZM102 125V124H101ZM108 125V124H107ZM109 125H111V124H109ZM137 125V124H136ZM178 126L177 127H179V124H177ZM191 125V124H190ZM199 125H201V124H199ZM7 126V125H6ZM23 126V125H22ZM36 126V127H37ZM51 126V125H50ZM54 126V125H53ZM52 126V127H53ZM68 126V125H67ZM90 126V125H89ZM88 126V127H89ZM103 126V125H102ZM105 126H106V124H105ZM129 126V125H128ZM160 126V125H159ZM181 126V125H180ZM250 126V125H249ZM1 127H3V126H1ZM58 127V126H57ZM55 128V129H59V127L58 128ZM69 127H70V125H69ZM93 127V126H92ZM104 127V126H103ZM147 127V126H146ZM148 127H150L149 125H148ZM160 127H162V126H160ZM177 127H175V128H177ZM186 127V126H185ZM193 127V126H192ZM195 127V126H194ZM201 127V126H200ZM232 127V126H231ZM236 127H237V125H236ZM19 128V127H18ZM29 128V127H28ZM33 128V127H32ZM31 128V129H32ZM121 128H123V126L121 127ZM120 128V129H121ZM156 128V127H155ZM164 128V127H163ZM199 128V127H198ZM240 128V127H239ZM7 129H9V132H10V128L8 127ZM23 129V128H22ZM30 129V130H31ZM39 129V128H38ZM44 129V128H43ZM43 129H41V130H43ZM50 129V128H49ZM48 129V130H49ZM88 129V128H87ZM104 129V128H103ZM146 129V128H145ZM154 129V128H153ZM157 129V128H156ZM159 129V128H158ZM174 129V128H173ZM188 129V128H187ZM204 129V128H203ZM226 129V130H225ZM230 129V128H229ZM237 129V128H236ZM243 129H241L242 131H244ZM251 130H252V128H250ZM249 129V130H250ZM1 131H2V129H0ZM21 130V129H20ZM24 130V129H23ZM27 130H29V129H27ZM35 130L37 131V129L35 128ZM40 130V129H39ZM53 130V129H52ZM161 130H162V128H161ZM165 130V129H164ZM170 130V129H169ZM168 130V131H169ZM172 130V129H171ZM176 131H179L178 129H175ZM183 130V129H182ZM182 130H180V131H182ZM189 130H190V128H189ZM232 130V129H231ZM16 131H17V129H16ZM33 131V130H32ZM31 131V132H32ZM50 131H51V129H50ZM54 131V130H53ZM73 131H75V130H73ZM80 131V130H79ZM94 133H93V132ZM116 131V130H115ZM149 131V130H148ZM147 131V132H148ZM185 131V130H184ZM204 131V130H203ZM242 131H240V133L242 132ZM28 133L27 134H22L24 137V140H23V138H21L22 140H20L19 141V143H20V148H18V149H22L23 148V146H29V145H35V147H36V145H38L40 142H39V140L37 139L41 134H39L38 135V137L36 138L35 136V134L33 133H29V131H27ZM35 132V131H34ZM37 132H39V131H37ZM41 132V131H40ZM52 132V131H51ZM58 132H59V130H58ZM76 132V131H75ZM104 132V131H103ZM112 131H110V133H111ZM146 132V133H147ZM162 132V131H161ZM160 132V133H161ZM194 132H197L196 130L194 131ZM199 132V131H198ZM197 132V133H198ZM4 134H7V133H5V131L3 132ZM18 133V132H17ZM22 133V132H21ZM43 133H45V132H43L42 131V134ZM53 133H55V132H53ZM57 133V132H56ZM105 133V132H104ZM153 133H155V132H153ZM177 133V132H176ZM181 133V132H180ZM206 133V132H205ZM210 133H212V132H210ZM242 133H245V132H242ZM38 134V133H37ZM45 134H47V133H45ZM59 134L60 133H58V135H56V136H59ZM68 134V133H67ZM102 134V133H101ZM100 134V135H101ZM149 134V136H150V132L148 133ZM171 134V133H170ZM183 134V133H182ZM229 134H230V132H229ZM9 135V134H8ZM14 135V134H13ZM21 135V134H20ZM35 135V136H34ZM48 135H50V134H48ZM106 135V134H105ZM145 135V134H144ZM153 137H154V135L153 134H151ZM184 135H185V133H184ZM189 135V134H188ZM198 135V134H197ZM209 135V134H208ZM231 135V134H230ZM6 136V135H5ZM4 136V137H5ZM74 136V135H73ZM107 136V135H106ZM166 136H168V135H166ZM171 136V135H170ZM169 136V137H170ZM175 136V135H174ZM183 136V135H182ZM200 136V135H199ZM210 136V135H209ZM208 136V137H209ZM234 136V135H233ZM13 137V136H12ZM11 137V138H12ZM19 137V136H18ZM45 137H46V135H45ZM51 137H53V136H51ZM50 137V138H51ZM78 137V136H77ZM108 137V136H107ZM163 137H164V133H163ZM179 137V136H178ZM206 137V136H205ZM205 137H203V138H205ZM207 137V138H208ZM232 137V136H231ZM245 137V136H244ZM7 138V137H6ZM8 138H10V136L8 137ZM50 138H48V139H50ZM76 138V137H75ZM82 138V137H81ZM93 138H95V137H93ZM105 138V137H104ZM168 138V137H167ZM171 138H172V136H171ZM192 138V137H191ZM196 138V137H195ZM202 138V139H203ZM212 138V137H211ZM216 138V137H215ZM221 137H219V139H220ZM246 138V137H245ZM244 138V139H245ZM252 138V139H251ZM52 139V138H51ZM58 139V138H57ZM97 143L99 144V145H97L98 147L100 146V149L99 150H105V154H101L100 152H99V150L97 151V152H95V154H97L98 156L95 158V157H91V158H87V159H89L88 161H87V163H94V162H96V163H100V162H110L109 164V166H107L106 164V166L108 167V170H104L102 167L100 168V167H98L99 169H97V171L95 170V174H93V175H96V177L95 178H97V177H99V179H101V180H103V181H105V182H108V185H110V186H112L114 183V180H115V175L117 174H115V170H116V168H114V165L116 164H123L124 162L126 163V159L124 158V156H121L119 153H115L114 151H116V150H114V149H112V150H110V149H107L106 147H104V145L103 144H105V143H103V142H101L100 141V139L97 137ZM125 139V138H124ZM126 139H128V137L126 136ZM158 139V138H157ZM164 139H165V137H164ZM163 139V140H164ZM194 139V138H193ZM218 139V140H219ZM222 139V138H221ZM221 139L219 140L220 141V143H222L221 142ZM9 140V139H8ZM8 140H6V141H8ZM45 140V139H44ZM60 140V139H59ZM58 140V141H59ZM93 140H95V139H93ZM92 140V141H93ZM102 141H103V139H101ZM109 140V139H108ZM119 140H121V139H119ZM153 140H156V139H153ZM159 140V139H158ZM162 140V139H161ZM168 140V139H167ZM176 140V139H175ZM185 140V139H184ZM192 140V139H191ZM195 140V139H194ZM13 141V140H12ZM11 141V142H12ZM22 141V142H21ZM41 141V140H40ZM90 141V140H89ZM88 141V142H89ZM107 140H104V142H106ZM112 141V140H111ZM117 141V140H116ZM123 141V140H122ZM160 141V140H159ZM180 141V140H179ZM206 141H207V139H206ZM206 141H204V142H206ZM219 141H218V143H219ZM240 141V140H239ZM238 141V142H239ZM248 141V140H247ZM16 142V141H15ZM46 143V145H47V139H46V141H45ZM87 142V144L89 145V143ZM95 142H96V140H95ZM119 142V141H118ZM121 142V141H120ZM119 142V143H120ZM164 142V141H163ZM174 142V141H173ZM183 142V141H182ZM185 142V141H184ZM186 142H187V140H186ZM190 142V141H189ZM194 142V141H193ZM198 142H199V139H198ZM224 142H225V139H224ZM224 142H223V144H224ZM236 142V141H235ZM6 143V142H5ZM4 143V141H2L1 139H0V145L2 146V145H4L5 144ZM22 143V144H21ZM51 143V142H50ZM55 143H57L56 141H55ZM94 143V142H93ZM114 143H115V141H114ZM113 143V144H114ZM154 143V142H153ZM160 143V142H159ZM176 143V142H175ZM209 143V141H207V144ZM214 143V142H213ZM216 143V142H215ZM219 143V144H220ZM230 142H228V144H229ZM242 143V142H241ZM6 144H8V143H6ZM15 144H17V142L15 143ZM96 144V143H95ZM112 144V145H113ZM124 144V143H123ZM125 144H126V141H125ZM184 144V143H183ZM191 144V143H190ZM205 144V143H204ZM227 144V143H226ZM227 144V145H228ZM230 144H232L233 145V143H230ZM238 144V143H237ZM243 144V143H242ZM18 145V144H17ZM40 145V144H39ZM43 145H44V141H43ZM52 145V144H51ZM108 145V144H107ZM106 145V146H107ZM111 145V144H110ZM130 145V144H129ZM196 145V144H195ZM217 145V144H216ZM226 145V146H227ZM5 146V145H4ZM3 146V147H4ZM9 146V145H8ZM8 146H7V148H8ZM15 146V145H14ZM42 146V145H41ZM56 146H58V145H56ZM60 146V145H59ZM93 146V145H92ZM96 146V147H97ZM120 146H124V145H120ZM126 146H127V144H126ZM131 146H134V145H131ZM130 146V147H131ZM138 146H141V145H139L138 144ZM144 146H147V145H144ZM143 146V147H144ZM163 146V145H162ZM178 145H176V147H177ZM198 146H200L199 145V143H198ZM222 146V145H221ZM64 147V146H63ZM63 147H62V149H63ZM89 147V146H88ZM94 147V146H93ZM118 147V146H117ZM125 147V146H124ZM137 147V146H136ZM149 147V146H148ZM148 147H147V149H148ZM172 147V146H171ZM175 147V148H176ZM184 147V146H183ZM185 147H186V145H185ZM190 147V146H189ZM224 147V146H223ZM37 148V147H36ZM49 148V147H48ZM51 148V147H50ZM56 148V147H55ZM121 148V147H120ZM126 148V147H125ZM128 148V147H127ZM126 148V149H127ZM132 148V147H131ZM139 148V147H138ZM146 148V147H145ZM150 148V147H149ZM152 148V147H151ZM169 148V147H168ZM168 148H167V150H168ZM174 148V149H175ZM179 148V147H178ZM228 148V147H227ZM234 148V147H233ZM1 149V148H0ZM9 149V148H8ZM12 149V148H11ZM11 149H10V151H11ZM14 149H15V147H14ZM13 149V150H14ZM17 149V150H18ZM42 149H44V148H42ZM46 149V148H45ZM52 149V148H51ZM60 149V148H59ZM61 149V150H62ZM74 149V148H73ZM78 149V148H77ZM97 149V148H96ZM133 149H134V147H133ZM135 149H137V148H135ZM134 149V150H135ZM140 150H141V148H139ZM138 149V150H139ZM153 149V148H152ZM161 149V148H160ZM166 149V148H165ZM164 149V150H165ZM180 149V148H179ZM211 149V148H210ZM214 149V148H213ZM220 149V148H219ZM231 149H232V147H231ZM2 150V149H1ZM1 150H0V152H1ZM3 150H5V149H3ZM7 150V149H6ZM23 150V149H22ZM39 150V149H38ZM68 150H70L71 151V149H69L68 148ZM114 150V151H113ZM122 150V149H121ZM134 150H126V153H125V155H130V157L131 156H134V154H132L133 153V151ZM142 150H143V148H142ZM188 150V149H187ZM193 150V149H192ZM192 150H191V152H192ZM195 150V149H194ZM19 151V150H18ZM24 151H27V150H24ZM28 151H29V147H28ZM43 151V150H42ZM45 151V150H44ZM43 151V152H44ZM69 151V152H70ZM96 151V150H95ZM123 151H125V150H123ZM136 151V150H135ZM160 151V150H159ZM173 151V150H172ZM200 151V150H199ZM207 151V150H206ZM3 152H5V151H3ZM76 152V151H75ZM137 152V151H136ZM143 152V151H142ZM145 152V151H144ZM165 152V151H164ZM188 152V151H187ZM187 152L186 151H184V152H181V153H183L182 154V156L184 157V156H186V154H187ZM196 152V151H195ZM194 152V153H195ZM2 153V152H1ZM0 153V154H1ZM7 153V152H6ZM38 153H39V151H38ZM42 153V152H41ZM51 153H52V150H48V151H46V154H45V156L43 157V162H42V164H41V162H40V164L42 165V168L40 167L39 168V165L36 163V158H35V160H34V158H32L31 156H30V154H27L26 153V155H24V156H22V155H19V156H17V155H11V153H10V155H8V154H6V155H8L6 158H4V157H0V169H5V170H8L9 171V174H11L12 176H10V177H12L13 179L12 180H16V178L17 177H23L22 178V181H21V183H22V185L21 186H18V184H17V186H15L14 185V187H13V189H8V188H5V186H4V188H1L2 186L0 185V204L1 205H4V206H6L7 208H8V206L11 208V210H9V209H7V210H9L10 212H7V214L5 213V212H2V211H0V223H2L3 222V220L5 219L6 220V222L7 223H10L11 224V226L14 224V222H13V219H16V218H11L12 217V212H13V210H15V209H18L19 207H20V209L22 210L23 208H25L24 207V205H26V202H28V200H27V198H28V195H29V192H30V189H31V187H32V180H33V178H34V175H36L37 174V179H38V182L42 185L41 186V189H39L40 191V194L41 195H39V197L38 198H42L43 197V185H47V183L50 181V179H51V177L52 176H55L58 172L57 171H59L58 169H59V167H60V165H62V164H59L61 161L59 160V158H57V156H53V157H51ZM140 153V152H139ZM138 153V154H139ZM152 153V152H151ZM150 153V154H151ZM167 153V152H166ZM170 153V152H169ZM177 153V152H176ZM193 153V152H192ZM191 153V154H192ZM217 153V152H216ZM13 154V153H12ZM15 154V153H14ZM66 154V153H65ZM72 154V153H71ZM78 154V153H77ZM91 154H94V153H90L89 155H91ZM138 154H135V156L137 155L138 156ZM147 154H149V153H147ZM146 154V155H147ZM154 154V153H153ZM152 154V155H153ZM162 154V153H161ZM178 154V153H177ZM176 154V155H177ZM179 154H180V152H179ZM208 154V153H207ZM215 154V153H214ZM224 154V155H225ZM41 155V154H40ZM55 155H57V154H55ZM61 155V154H60ZM88 155V154H87ZM151 155V156H152ZM157 155H158V153H157ZM165 155V154H164ZM175 155V156H176ZM194 154H192V156H193ZM197 155V154H196ZM195 155V156H196ZM205 155V154H204ZM217 155V154H216ZM220 155H221V153H220ZM1 156V155H0ZM62 156V155H61ZM73 156V155H72ZM79 156V155H78ZM78 156H76V157H78ZM85 155H83V157H84ZM94 156V155H93ZM96 156V155H95ZM134 156V157H135ZM149 156V155H148ZM174 156V157H175ZM182 156H181V158H182ZM191 156V157H192ZM209 156V155H208ZM37 157H39V156H37ZM76 157H75V159L73 158V159H71L70 161H69V168L67 167V172L64 174V175H66V176H68V178H70V179H73V178H77V176L79 175V172H80V170H81V168H84L85 166H84V161H86V160H82V163L81 162H79V160H77L76 159ZM82 157V156H81ZM82 157V158H83ZM88 157V156H87ZM134 157H132V158H134ZM159 157V156H158ZM196 157H198V156H196ZM196 157H194V158H196ZM200 158L202 157V156H199ZM224 157V156H223ZM228 157V158H229ZM63 158V157H62ZM81 158V159H82ZM161 158V157H160ZM160 158H157V160L158 159H160ZM171 158H173V157H171ZM178 158V157H177ZM187 158H188V156H187ZM199 158V159H200ZM205 158V157H204ZM203 158V159H204ZM39 159V158H38ZM61 159V158H60ZM70 159V158H69ZM78 159H80V158H78ZM130 159V158H129ZM129 159H128V161H129ZM163 159V158H162ZM161 159V160H162ZM184 159V158H183ZM191 159V158H190ZM190 159H188L189 160V162H190ZM207 159V158H206ZM210 159H211V157H210ZM217 159V158H216ZM215 158H214V160H216ZM221 159V158H220ZM220 159H219V161H220ZM227 159V158H226ZM225 159V160H226ZM230 159H228V160H230ZM40 160V159H39ZM133 160V159H132ZM137 160V159H136ZM147 160V159H146ZM146 160H143V161H139V163H137V164H139V169H140V172L138 173V174H135L136 175V178L133 180V182H131L126 188H125V192H126V194L128 195V199H123L124 201H117L118 203H116L115 204V207L112 209V212H111V207H113V206H111V207H109L110 208V214L111 215H113V217H114V222H115V226L113 225V226H111L110 228L111 229H107L105 232H106V234H107V241H109V243L111 242L112 244V246L115 248V250L117 251V252H105V253H102V255L101 254H99V253H97V252H93V255H91V257H90V259L89 260H86V259H82V258H79L78 256V259H77V261L75 260V262L77 263V264H103V263H110V264H112V263H115V261H116V259H115V256H122L123 254H126L127 252H125L126 251V246H124V244L126 243V242H128V241H131L132 239H133V230H134V228H137V227H139L138 228V230H140V228H143V226H144V223H146V221L149 219V218H153L154 220H156L157 219V216L156 215H154V213H153V211L151 210L152 208L150 207V205L149 204H152V205H156V207H157V205H158V207H159V205H161V206H168V208H170V210H171V212L172 213H174V215L175 214H180L182 211H183V204H185L186 202L187 203H189V205H190V209H193L195 206H197L196 205V203L197 202H199L200 204H201V206H203V207H205L206 209L209 207V206H212V204H214L216 207H218V209L221 211V214H223L222 212H223V204H222V202H212V200L210 199V193H208V192H206V189L205 188H207V187H205L204 189H205V191H199V190H190V189H193L196 185H197V183L195 182V186L194 187H192V183L190 182L189 183V181H188V183H186V184H184L183 182H185L184 181V179L182 178V179H180L181 178V176H179V174L177 173L178 172V170H175V173H177V174H175L173 177H171V178H168V179H166V180H164V181H161V182H157V180L154 178H152L151 177V175L148 173V163H147V161ZM164 160V159H163ZM169 160V159H168ZM174 160H176V157H175V159ZM188 160H187V162H188ZM201 160H202V158H201ZM223 160V159H222ZM221 160V161H222ZM231 160H230V162H231ZM41 161V160H40ZM131 161V160H130ZM134 161H135V159H134ZM154 161H156V159L154 160ZM184 161V160H183ZM182 161V162H183ZM196 161H197V159H196ZM158 162H161V161H158ZM173 162V161H172ZM171 162V163H172ZM178 162V161H177ZM188 162V163H189ZM195 162V161H194ZM206 162V161H205ZM65 163H66V161H65ZM68 163V162H67ZM131 163V162H130ZM151 163V162H150ZM162 163H163V161H162ZM187 163V164H188ZM191 163V162H190ZM198 163H200V164H202V161H200L199 162V160H198ZM209 163V162H208ZM213 163V162H212ZM220 162H218V164H215V161H214V165H209V166H204L203 164H202V166H200L201 167V171H203L204 173H206V174H209V175H213V174H217L218 176H220V179L221 180H224L223 179V176H225L226 177V179L225 180H227L228 181V179H229V177L231 176H229V174H230V172H231V165L230 166H228V163L225 161V163L227 164V166H224V164H222L221 165V163L219 164ZM241 163H243V165L241 164ZM132 164V163H131ZM166 164V163H165ZM164 164V165H165ZM169 164V163H168ZM193 164H195V163H193ZM193 164H191V166L193 165ZM205 164V163H204ZM225 164V165H226ZM234 164H236V163H234ZM68 164H66V166H67ZM89 165V164H88ZM129 165V164H128ZM162 165V164H161ZM163 165V166H164ZM183 165V164H182ZM196 165H197V163L195 164V167H196ZM237 165H238V163H237ZM84 166V167H83ZM102 166V165H101ZM120 166V165H119ZM124 166H125V164H124ZM131 166V165H130ZM133 166H134V164H133ZM132 166V167H133ZM149 166H151V165H149ZM162 166V167H163ZM170 166V165H169ZM174 166V165H173ZM179 166H180V164H179ZM185 166V165H184ZM189 166H190V164H189ZM236 166V165H235ZM234 166V167H235ZM258 166V165H257ZM256 166V167H257ZM91 167V166H90ZM116 167V166H115ZM132 167H130V168H132ZM152 167V166H151ZM168 167V166H167ZM186 167V166H185ZM183 168V169H186V168H188V166L186 167V168ZM198 167H199V165H198ZM197 167V168H198ZM233 167V168H234ZM249 167H251V166H249ZM63 168V167H62ZM176 169H177V166L175 167ZM181 168V167H180ZM192 168V167H191ZM239 168V167H238ZM237 168V169H238ZM96 169V168H95ZM121 169V168H120ZM168 169V168H167ZM189 169V168H188ZM252 169V168H251ZM256 169V168H255ZM260 169V168H259ZM259 169H257V170H259ZM85 170V169H84ZM93 170V169H92ZM118 170H119V168H118ZM163 170V169H162ZM165 170V169H164ZM192 170H194V169H192ZM191 170V171H192ZM199 170H200V168H199ZM198 170V171H199ZM250 170V169H249ZM257 170H255V171H257ZM2 171H4V170H2ZM64 171V170H63ZM86 171V170H85ZM94 171V170H93ZM120 171V170H119ZM124 171V170H123ZM167 171V170H166ZM171 171H174V170H172L171 169ZM177 171V172H176ZM182 171H184V170H182ZM201 171H199L200 173H201ZM233 171V170H232ZM254 171V170H253ZM254 171V172H255ZM1 172V171H0ZM125 172V171H124ZM129 172V169H128V171H127V173ZM135 172V171H134ZM186 172V171H185ZM184 172V173H185ZM195 172V171H194ZM198 172V173H199ZM202 172V173H203ZM85 173V172H84ZM87 173V172H86ZM93 173V172H92ZM119 173V172H118ZM127 173H125V175H127ZM157 173V172H156ZM183 172H182V174H184ZM187 173V172H186ZM191 173H193V172H191ZM197 173V172H196ZM203 173V174H204ZM233 173V172H232ZM246 172H244V174H245ZM259 173H261V172H259ZM130 174V173H129ZM160 174V173H159ZM181 174V173H180ZM202 174V175H203ZM243 174V175H244ZM250 174V173H249ZM248 174V175H249ZM262 174H264V172L262 173ZM261 174V175H262ZM124 175V174H123ZM156 175V174H155ZM171 175V174H170ZM187 175H189L188 173H187ZM192 175V174H191ZM202 175H200V176H202ZM216 175V176H217ZM234 175V174H233ZM246 175V174H245ZM251 175V174H250ZM261 175L259 176V177H261ZM61 176V175H60ZM87 176V175H86ZM118 176V175H117ZM122 176V175H121ZM130 176V175H129ZM163 176H165V175H163ZM163 176H161V178H160V180L161 179H163ZM167 176H168V174H167ZM166 176V177H167ZM185 176V175H184ZM193 176V175H192ZM191 176V177H192ZM208 175H206V177H207ZM217 176V177H218ZM236 176H237V174H236ZM263 176V175H262ZM80 178L82 177V176H79ZM158 177H160V175L158 176ZM183 177V176H182ZM190 177V176H189ZM195 177H197V174H196V176ZM205 177V176H204ZM205 177V178H206ZM212 177V176H211ZM216 177V178H217ZM232 178H233V176H231ZM241 177V176H240ZM251 177V176H250ZM253 177V176H252ZM86 178V177H85ZM84 178V179H85ZM117 178V177H116ZM123 178H126V176L125 177H123ZM134 178V177H133ZM156 178H157V176H156ZM203 178V177H202ZM208 178H210V177H208ZM214 178V177H213ZM232 178H230V179H232ZM235 178V177H234ZM237 178H239V175H238V177ZM236 178V179H237ZM247 178V177H246ZM21 179V178H20ZM36 179V178H35ZM53 179V178H52ZM88 179V178H87ZM90 179H92V178H90ZM186 180H187V178H185ZM190 179V178H189ZM199 179V178H198ZM211 179V178H210ZM215 179V178H214ZM213 179V180H214ZM66 180V179H65ZM79 180V179H78ZM117 181L119 180V179H116ZM121 180H122V178H121ZM128 180V179H127ZM194 180V179H193ZM205 180V179H204ZM207 180V179H206ZM205 180V181H206ZM215 180H217V179H215ZM219 180V179H218ZM257 181L259 180V179H256ZM20 181V180H19ZM55 181V180H54ZM54 181H53V183H54ZM81 182H82V179L80 180ZM86 181V180H85ZM92 181V180H91ZM100 181V180H99ZM124 181V180H123ZM198 181V180H197ZM200 181V180H199ZM198 181V182H199ZM208 182H209V180H207ZM211 181V180H210ZM230 181V180H229ZM241 181V180H240ZM243 181V180H242ZM254 181V180H253ZM12 182V181H11ZM16 182V181H15ZM15 182H14V184H15ZM67 182V181H66ZM73 182V181H72ZM105 182L102 184V185H104L105 184ZM125 183H126V180L124 181ZM214 182V181H213ZM239 181H237V183H238ZM246 182V179H245V181H244V183ZM263 182V185H262V187L264 186V181H262ZM37 183V182H36ZM52 183V184H53ZM70 183V182H69ZM122 183V182H121ZM206 183V182H205ZM211 183V182H210ZM215 183H216V181H215ZM222 182H220V185H222L221 184ZM252 183H257V182H252ZM52 184H51V186H52ZM60 184V183H59ZM64 184V183H63ZM86 184V183H85ZM84 184V185H85ZM87 184H89V183H87ZM188 184V185H187ZM202 183H200L199 182V184L198 185H201ZM235 184V183H234ZM39 185V184H38ZM57 185V184H56ZM56 185L54 186V188L56 187ZM71 185V184H70ZM97 185V184H96ZM99 185H100V183H99ZM98 185V186H99ZM106 185V184H105ZM204 185V184H203ZM203 185H201V188H203L202 186ZM209 185H212V184H209ZM257 185V184H256ZM73 186V185H72ZM75 186H76V184H75ZM80 186V185H79ZM87 186V185H86ZM97 186V187H98ZM118 186H119V184L117 185V186H115V188H114V190H117V188H118ZM213 186V185H212ZM223 186V185H222ZM235 186V185H234ZM250 186V185H249ZM7 187V186H6ZM227 187V186H226ZM231 187H232V181H231ZM243 187V188H242ZM210 188H215V187H210ZM218 188V187H217ZM229 188V187H228ZM241 188L244 190V188H247L246 186L244 187L243 185H241ZM251 188V187H250ZM257 188V187H256ZM46 189H47V187H46ZM53 189V188H52ZM78 188L76 187V190H77ZM104 189V188H103ZM195 189V188H194ZM198 189H199V187H198ZM225 189V188H224ZM232 189H234V188H232ZM259 189V188H258ZM51 190V189H50ZM90 190V189H89ZM108 190H110V189H108ZM108 190H107V192H108ZM200 190H203V189H200ZM209 190V189H208ZM220 190V189H219ZM261 190H263V189H261ZM37 191V190H36ZM47 191V190H46ZM85 191V190H84ZM91 191V190H90ZM96 191L98 192L99 190L98 189H96ZM106 191V190H105ZM111 191V190H110ZM113 191V190H112ZM213 191H215V189L213 190ZM246 192L244 193V191H243V193L244 194H246V193H249L250 191H249V189H248V191L249 192H247V190H245ZM76 192V191H75ZM107 192H106V195H107ZM216 192H218V191H216ZM225 192H227V191H225ZM232 192V191H231ZM235 192V191H234ZM252 192H253V189H252ZM257 192H258V190H257ZM45 193V192H44ZM81 193H84V192H81ZM105 193V192H104ZM220 193V192H219ZM33 194V193H32ZM36 194V193H35ZM46 194H47V192H46ZM86 194V193H85ZM89 194V193H88ZM109 194V193H108ZM114 194V193H113ZM112 194V195H113ZM243 194V195H244ZM252 194V193H251ZM262 194V193H261ZM87 195V194H86ZM85 195V196H86ZM116 195V194H115ZM114 195V196H115ZM123 195V194H122ZM126 195V196H127ZM217 195H218V193H217ZM216 195V196H217ZM225 195L226 194H223V196L225 197ZM72 196V195H71ZM71 196H70V198H71ZM74 196V195H73ZM72 196V197H73ZM89 196V195H88ZM88 196H87V198H88ZM110 196V195H109ZM108 196V197H109ZM214 196V194H212V197ZM242 196V195H241ZM251 196H253V195H251ZM261 196H263L264 197V195H261ZM31 197H33V196H31ZM46 197V196H45ZM68 197V196H67ZM84 197V196H83ZM94 197V196H93ZM107 197V196H106ZM120 197V196H119ZM226 197H228V195L226 196ZM230 197V196H229ZM249 197V196H248ZM56 198V197H55ZM70 198L68 197V199L70 200ZM74 198V197H73ZM95 198V197H94ZM102 198H104V197H102ZM111 199L113 198V197H110ZM109 198V199H110ZM117 198V197H116ZM218 197H215V200H218L217 199ZM221 198V197H220ZM233 198V197H232ZM245 198H247L246 196H245ZM245 198H244V200H245ZM261 198V197H260ZM61 199H63V198H61ZM83 199V198H82ZM90 199H92V198H90ZM113 199H115V197L113 198ZM122 199V198H121ZM222 199V198H221ZM225 199V198H224ZM228 199V198H227ZM262 199V198H261ZM39 200V199H38ZM86 200V199H85ZM84 200V201H85ZM89 199H87V201H88ZM102 200V199H101ZM236 200V199H235ZM234 200V201H235ZM243 200V198H242V202L244 201ZM249 200H251L250 199V197H249ZM39 201H41V200H39ZM43 201V200H42ZM62 201V200H61ZM89 201H91V200H89ZM94 201V200H93ZM103 201V200H102ZM255 201V200H254ZM253 201V202H254ZM256 201H257V199H256ZM255 201V202H256ZM264 201V200H263ZM29 202H31V200L29 201ZM104 202V201H103ZM102 202V203H103ZM110 203H113L111 200L109 201ZM228 202V201H227ZM245 202H246V200H245ZM252 202V201H251ZM37 203V202H36ZM64 203V202H63ZM70 203V202H69ZM86 203V202H85ZM108 203V202H107ZM233 203V202H232ZM244 203V202H243ZM248 203V202H247ZM29 204V203H28ZM27 204V205H28ZM38 204V203H37ZM67 204V203H66ZM106 204V203H105ZM237 204H238V202H237ZM245 204V203H244ZM251 204V203H250ZM249 204V205H250ZM261 204V203H260ZM86 205H87V203H86ZM86 205H84L83 204V206H85L86 207ZM98 205V204H97ZM102 205V204H101ZM248 205V206H249ZM255 205H256V203H255ZM257 205H259V203L257 204ZM4 206H3V208H4ZM37 206H39V205H37ZM36 206V207H37ZM92 206V205H91ZM98 206H100V205H98ZM108 206V205H107ZM188 206V205H187ZM199 206V205H198ZM236 206V205H235ZM242 206V205H241ZM245 206V205H244ZM247 206V205H246ZM253 206V205H252ZM252 206H250V207H252ZM74 207H75V205H74ZM74 207H72V208H74ZM84 207V208H85ZM87 207H88V205H87ZM86 207V208H87ZM90 207V206H89ZM93 207V206H92ZM102 207V206H101ZM155 207V208H156ZM202 207V208H203ZM254 207H256V206H253V209H255ZM257 207H259V206H257ZM262 207V206H261ZM260 207V208H261ZM41 208V207H40ZM189 208V207H188ZM230 208V207H229ZM235 208V207H234ZM249 208V207H248ZM248 208H247V212L249 211L248 210ZM260 208H257L258 210L260 209ZM263 208V207H262ZM1 209V208H0ZM27 209V208H26ZM32 209V208H31ZM93 209V208H92ZM99 209V208H98ZM101 209V208H100ZM195 209V208H194ZM204 209V208H203ZM212 209V208H211ZM244 209H246V208H244ZM264 209V208H263ZM262 209V210H263ZM23 210H25V209H23ZM34 210V209H33ZM75 210V209H74ZM81 210V209H80ZM80 210H79V212H80ZM84 210V209H83ZM87 210V209H86ZM159 210V209H158ZM186 210H187V208H186ZM198 210V209H197ZM199 210H201L200 208H199ZM199 210H198V212H199ZM214 210V211H213ZM212 211H210V212H213V214L215 215V211L217 210H215V209H213ZM238 210H240V209H238ZM36 211V210H35ZM58 211V210H57ZM159 211H161V210H159ZM165 211H166V207H165ZM188 211V210H187ZM186 211V212H187ZM255 212H254V215H256L257 213H256V209L254 210ZM261 211V210H260ZM15 212H16V210H15ZM18 212H19V210H18ZM21 213H23L22 211H20ZM33 212V211H32ZM78 212V211H77ZM79 212H78V214H79ZM84 212V211H83ZM101 212V211H100ZM109 212V211H108ZM196 212V211H195ZM197 212V213H198ZM202 212H204L203 210H202ZM206 212V211H205ZM231 212V211H230ZM11 213V214H10ZM183 213V212H182ZM233 213V212H232ZM252 213V212H251ZM256 213V214H255ZM260 213V212H259ZM258 213V214H259ZM264 213V212H263ZM18 213H16V215H17ZM31 214V213H30ZM85 214V213H84ZM92 214L94 215L95 213L94 212H92ZM212 214V213H211ZM234 214L236 215V212H234ZM257 214V215H258ZM48 215V214H47ZM108 215V214H107ZM173 215V214H172ZM199 215V214H198ZM204 215H206V214H204ZM209 214L207 213V216H208ZM226 215H227V213H226ZM229 215V214H228ZM247 215V214H246ZM264 215V214H263ZM22 216H23V214H22ZM49 216V215H48ZM51 217H56L57 216V212H55V211H52L51 212V215H50ZM74 216H75V214H74ZM91 216V215H90ZM94 216H96V215H94ZM104 216V215H103ZM168 216H170V214L168 215ZM167 216V217H168ZM192 216V215H191ZM195 216V215H194ZM217 216V215H216ZM221 216V215H220ZM238 216V215H237ZM236 216V217H237ZM243 216V214L241 215V217ZM248 216V215H247ZM250 216V215H249ZM260 216H261V214H260ZM21 217V216H20ZM19 217V218H20ZM44 217H46V216H44ZM59 217V216H58ZM101 217V216H100ZM104 217H106V216H104ZM108 217V216H107ZM211 217V215L209 216V218ZM215 217V216H214ZM226 217V216H225ZM238 217H240V216H238ZM252 217H253V215H252ZM22 218V217H21ZM30 218V217H29ZM42 218V217H41ZM47 218V217H46ZM45 218V220H47ZM64 218V217H63ZM95 218V217H94ZM186 218V217H185ZM204 218V217H203ZM208 218V217H207ZM212 218V217H211ZM223 218V217H222ZM3 219V220H2ZM18 219V218H17ZM59 219H61L60 217H59ZM89 219V218H88ZM93 219V218H92ZM111 219H112V217H111ZM168 219V218H167ZM173 219V218H172ZM242 220L241 221H243V217L241 218ZM2 220V221H1ZM19 220H21V219H19ZM52 220V219H51ZM50 220V221H51ZM75 220V219H74ZM98 220V219H97ZM101 220H102V218H101ZM104 220V219H103ZM109 220V219H108ZM175 220V219H174ZM180 220V219H179ZM192 220V219H191ZM214 220V219H213ZM225 221H226V219H224ZM229 220V219H228ZM261 220V219H260ZM17 221V220H16ZM25 221V220H24ZM48 221V220H47ZM157 221V220H156ZM177 221V220H176ZM205 221V220H204ZM207 221H209V220H207ZM212 221V220H211ZM211 221H210V223H211ZM215 221V220H214ZM238 221V220H237ZM236 221V222H237ZM253 222H254V219L252 220ZM258 222H259V217H258V220H257ZM263 221V223H264V219L262 220ZM49 222V221H48ZM52 222V221H51ZM103 222V221H102ZM110 222V221H109ZM167 222V221H166ZM169 222H171V221H169ZM213 222V221H212ZM221 222V221H220ZM227 222V221H226ZM232 222V221H231ZM244 222H248V221H245V219H244ZM252 222V223H253ZM261 222V221H260ZM4 223V222H3ZM17 223V222H16ZM87 223V222H86ZM92 223V222H91ZM101 223V222H100ZM160 223V222H159ZM190 223V222H189ZM192 223V222H191ZM205 223H207L206 221H205ZM214 223H216V222H214ZM234 224H235V222H233ZM240 223V222H239ZM262 223V222H261ZM260 223V224H261ZM5 224V223H4ZM9 224V225H10ZM60 224V223H59ZM103 224H104V222H103ZM102 224V225H103ZM110 224V223H109ZM112 224V223H111ZM212 224V223H211ZM222 224V223H221ZM229 224V223H228ZM245 224V223H244ZM246 224H248V223H246ZM250 224V223H249ZM18 225V227H19V224H17ZM54 225V224H53ZM79 225V224H78ZM88 225V224H87ZM99 225V224H98ZM158 225V224H157ZM165 225V224H164ZM188 225V224H187ZM232 225V224H231ZM255 225V224H254ZM6 226V225H5ZM40 226V225H39ZM59 226V225H58ZM80 226V225H79ZM91 226H93V225H91ZM94 226H95V224H94ZM107 225H105V227H106ZM109 226V225H108ZM168 226V225H167ZM189 226V225H188ZM207 226V225H206ZM211 226V225H210ZM222 226V225H221ZM233 226V225H232ZM231 226V227H232ZM18 227H17V229H18ZM61 227V226H60ZM100 227V226H99ZM104 226H102V228H103ZM187 227V226H186ZM190 227H192V226H190ZM215 227H216V225H215ZM214 227V228H215ZM236 227V226H235ZM1 228L3 229V227L1 226ZM11 228V227H10ZM55 228V227H54ZM168 228V227H167ZM211 228V227H210ZM227 228V227H226ZM240 228V227H239ZM246 228H248V227H246ZM155 229H157L156 227H155ZM211 229H213V228H211ZM260 229V228H259ZM5 230V229H4ZM7 230H9V229H7ZM60 230V229H59ZM88 230V229H87ZM95 230H97V229H95ZM137 230V231H138ZM149 230V229H148ZM147 230V231H148ZM162 230V229H161ZM217 230V228L215 229V231ZM218 230H220V229H218ZM228 230V229H227ZM250 230V229H249ZM56 231H57V229H56ZM64 231V230H63ZM83 231H85V230H83ZM160 231V230H159ZM204 231V230H203ZM238 231L240 232L241 230H239L238 229ZM250 231H252V229L250 230ZM4 232V231H3ZM2 232V233H3ZM16 232V231H15ZM45 232V231H44ZM146 232V231H145ZM144 232V233H145ZM151 232H153L152 230H151ZM217 232V231H216ZM220 232V231H219ZM221 232H222V230H221ZM243 232H245V230H243ZM242 232V233H243ZM246 232H247V229H246ZM257 232V231H256ZM2 233H1V235H2ZM76 233V232H75ZM85 233V232H84ZM93 233H94V231H93ZM101 233V232H100ZM158 233V232H157ZM172 233V232H171ZM194 233V232H193ZM218 233V232H217ZM223 233V232H222ZM226 233V232H225ZM228 233H230V231L228 230ZM5 234V233H4ZM14 232L9 236L10 238H13L14 237ZM56 234V233H55ZM67 234V233H66ZM97 234V233H96ZM98 234H99V232H98ZM97 234V235H98ZM134 234H136V233H134ZM148 234V233H147ZM146 234V235H147ZM248 234V233H247ZM253 234V233H252ZM16 235V234H15ZM95 235V234H94ZM102 235V234H101ZM140 235H142V234H140ZM187 235V234H186ZM220 235H221V233H220ZM227 235V234H226ZM20 236V235H19ZM28 235L26 234L25 235V238L24 239H29L28 237H27ZM85 236V235H84ZM92 236H93V234H92ZM135 236H137V235H135ZM145 236V235H144ZM143 236V237H144ZM175 236V235H174ZM177 236V235H176ZM188 236V235H187ZM215 236H216V234H215ZM225 236V235H224ZM232 235L230 234V237H231ZM243 237H244V234L242 235ZM241 236V237H242ZM252 236V235H251ZM81 237V236H80ZM138 237V236H137ZM140 237H142V236H140ZM139 237V238H140ZM142 237V238H143ZM170 237H172V236H170ZM191 237V236H190ZM223 237V236H222ZM242 237V238H243ZM32 238V237H31ZM76 238H77V236H76ZM82 238V237H81ZM138 238V240H140ZM145 238H147L146 236H145ZM176 238V237H175ZM226 238H227V236H226ZM237 238H240V237H237ZM237 238H235V240L237 239ZM242 238H240V239H242ZM251 238V237H250ZM259 238V237H258ZM260 238H261V236H260ZM259 238V239H260ZM79 239V238H78ZM180 239V238H179ZM178 239V241H180ZM191 239V238H190ZM232 239V238H231ZM230 238H229V240H231ZM1 240V239H0ZM9 240V239H8ZM25 240V241H26ZM30 240V239H29ZM28 240V241H29ZM98 240V239H97ZM137 240V239H136ZM143 240V239H142ZM142 240L140 241V242H142ZM171 240H173V237H172V239ZM188 240H189V238H188ZM187 240V241H188ZM215 240V239H214ZM224 240V239H223ZM228 240V239H227ZM252 240V239H251ZM261 240V239H260ZM262 240H263V238H262ZM28 241H27V244H29L28 243ZM90 241V240H89ZM144 241V240H143ZM173 241H175V240H173ZM172 241V242H173ZM191 241H192V239H191ZM233 241H234V239H233ZM243 241H244V238H243ZM253 241V240H252ZM257 241V240H256ZM43 242V241H42ZM82 242V241H81ZM92 242V241H91ZM134 242H135V240H134ZM218 242V241H217ZM236 242H237V240H236ZM235 242V243H236ZM249 242V241H248ZM259 242V241H258ZM83 243V242H82ZM90 243V242H89ZM96 243V242H95ZM139 243V242H138ZM143 243V242H142ZM141 243V244H142ZM150 243V242H149ZM175 243H176V241H175ZM219 243H220V241H219ZM222 243V242H221ZM228 243H230V241L228 242ZM239 243V242H238ZM238 243H236V244H238ZM241 243V242H240ZM253 243V242H252ZM255 243V242H254ZM30 244H31V242H30ZM45 244V243H44ZM44 244H40V245H37L36 246V249L37 250H40V249H42L43 248V246H44ZM47 244V243H46ZM51 244V243H50ZM130 244V243H129ZM140 244V245H141ZM174 244V243H173ZM179 244V243H178ZM184 244V243H183ZM187 244H188V242H187ZM223 244V243H222ZM227 244V243H226ZM225 244V245H226ZM244 244V243H243ZM242 243H241V247H242V245H243ZM33 245V244H32ZM86 245V244H85ZM87 245H88V242H87ZM128 245V244H127ZM221 245V244H220ZM245 245L246 244H244V248H245ZM247 245H248V243H247ZM258 245V244H257ZM262 245V244H261ZM9 245H7V247H8ZM83 246V245H82ZM91 246V245H90ZM109 246V245H108ZM128 246H130V245H128ZM136 246V245H135ZM138 246V245H137ZM142 246V245H141ZM186 246H189V245H186ZM192 246V245H191ZM33 247V246H32ZM31 247V248H32ZM99 247H100V245H99ZM102 247H104V246H102ZM107 247V246H106ZM143 247V246H142ZM184 247V246H183ZM228 247H230V246H228ZM232 247H235V246H232ZM238 247V246H237ZM257 247V246H256ZM2 248V247H1ZM80 248V247H79ZM110 248H111V246H110ZM139 248V247H138ZM187 248H189V247H187ZM186 248V249H187ZM247 248V247H246ZM34 249V248H33ZM87 249H88V247H87ZM97 249V248H96ZM129 249H131L130 247H129ZM220 249V248H219ZM231 249V248H230ZM229 249V250H230ZM3 250V249H2ZM53 250V249H52ZM102 250H104V249H102ZM106 250V249H105ZM135 250V249H134ZM234 249L232 248V251H233ZM235 250H236V247H235ZM242 249L240 248V251H241ZM251 250V249H250ZM253 250V249H252ZM28 251V250H27ZM81 251H82V248H81ZM95 251V250H94ZM110 251H111V249H110ZM191 251V250H190ZM189 251V252H190ZM85 252V251H84ZM100 252H102V251H100ZM158 252V251H157ZM176 252V251H175ZM227 252V251H226ZM237 252V251H236ZM246 252V251H245ZM248 253H249V251H247ZM3 253V255L1 256V258H0V264H4L5 263V260H6V258H7V255H8V252L6 251V249H4V251L2 252ZM40 255H42L43 254V252H38ZM59 253V252H58ZM66 253V252H65ZM69 253V252H68ZM75 253V252H74ZM86 253V252H85ZM88 253V252H87ZM167 253V252H166ZM219 253V252H218ZM225 253V252H224ZM89 254V253H88ZM190 254V253H189ZM258 254V253H257ZM18 255V254H17ZM48 255H49V253H48ZM55 255H57V254H55ZM65 255V254H64ZM68 255V254H67ZM72 255V254H71ZM128 255V254H127ZM126 255V256H127ZM133 255V254H132ZM167 255V254H166ZM176 255V254H175ZM185 255V254H184ZM192 256L194 255V254H191ZM224 255V254H223ZM12 256V255H11ZM15 256V255H14ZM20 256V255H19ZM27 256V255H26ZM81 256V255H80ZM88 256V255H87ZM125 256V255H124ZM125 256V257H126ZM129 256V255H128ZM128 256H127V258H128ZM207 256V255H206ZM212 256V255H211ZM17 257V256H16ZM74 257V256H73ZM72 257V258H73ZM15 258V257H14ZM61 258H63L62 256H61ZM71 258V259H72ZM143 258V257H142ZM179 258H180V256H179ZM185 258V257H184ZM229 258V257H228ZM250 258V257H249ZM248 258V259H249ZM261 258V257H260ZM11 259V258H10ZM13 259V258H12ZM11 259V260H12ZM22 259H23V257H22ZM44 258H42L41 260H43ZM69 259V258H68ZM76 259V258H75ZM120 259H122V258H120ZM119 259V260H120ZM124 259V258H123ZM176 259L177 260H179L177 257H176ZM186 259H187V257H186ZM189 259V261L191 260L192 262H193V260L192 259H190V258H188ZM246 259V258H245ZM247 259V260H248ZM9 259H7V261H8ZM174 260V259H173ZM231 260V259H230ZM6 261V262H7ZM73 261H74V259H73ZM120 261H122V260H120ZM186 261V260H185ZM190 261V263H192ZM207 261V260H206ZM228 261V260H227ZM254 261V260H253ZM262 261V260H261ZM28 262V261H27ZM246 262V261H245ZM250 262V261H249ZM9 263V262H8ZM11 263V262H10ZM62 263H64V262H62ZM122 263V262H121ZM186 262H184V259H183V262L181 263V264H185ZM218 263V262H217ZM228 263V262H227ZM262 263V262H261ZM260 263V264H261ZM7 264V263H6ZM21 264V263H20ZM42 264V263H41ZM43 264H54L52 261H46V259H44V262H43ZM61 264V263H60ZM75 264V263H74ZM117 264H118V260H117ZM174 264V263H173ZM179 264V263H178ZM231 264V263H230ZM245 264V263H244ZM257 264V263H256Z\"/></svg>", "mask_w": 264, "mask_h": 264}]
</instances>
